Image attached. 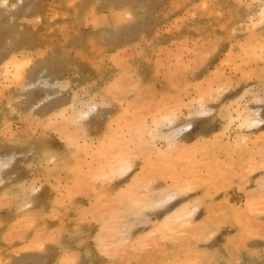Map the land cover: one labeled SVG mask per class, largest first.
<instances>
[{
  "label": "rangeland",
  "instance_id": "1",
  "mask_svg": "<svg viewBox=\"0 0 264 264\" xmlns=\"http://www.w3.org/2000/svg\"><path fill=\"white\" fill-rule=\"evenodd\" d=\"M253 7H255V9ZM251 9L253 11H251ZM263 13H264L263 0H257V1L256 0L255 1L254 0H249V1L248 0H0V247L2 248V249L0 248V264H108V263L121 264L123 260L126 259L125 257H123L125 255L127 259L129 258V260L130 257H132L130 261L126 259L127 262H125V264H170L169 262L170 260L172 264H175L174 262L175 259L173 260V258H176V261L177 262L179 261L178 262L179 264L181 263L182 264H200V263L201 264H222V263L264 264V256H263L264 235H262V233L264 232V225H262L264 224V212H263L264 206H262L261 204V202L264 204V200L262 199L264 197V188H263L264 186L262 187V185L264 184V176H263L264 157L262 156L263 157L262 158L261 155L260 157L259 155H254V153H256L254 151L256 150L258 153L260 150L259 148L261 147L262 150L264 151V146H263L264 139L262 138L263 141L261 140L262 142L261 145L259 143L261 147H259V145L256 143L257 141L255 142V139L257 140L256 136H258L259 133L260 134L264 133L263 131L264 130V91H263L264 73H262L264 72V54H263L264 53V14ZM258 15L259 16L262 15V16L259 17L258 19ZM260 18H262L263 20H260ZM253 20L255 21V23H253L254 22ZM232 24L233 26H231ZM250 24L254 26L250 27L251 26ZM209 27L210 29H207ZM223 27L225 30L222 29ZM225 27L227 28V30ZM245 27H248V29ZM198 28L199 29L202 28V29L199 30ZM240 29L242 30L240 31ZM209 30L214 31V33ZM207 31L209 32L206 33ZM225 35L226 37L228 36V38H226ZM237 41L241 43L240 46H242V44L245 43L243 45L244 50L248 48V47L245 48V46H247L248 44H250V47L252 46L251 44H253V46L254 45L258 46L253 42L259 44V46L262 47L260 48L259 56L261 58L263 57L262 58L263 60L259 58V56L258 58L256 56H253L254 55L253 53L255 54L259 53L258 47H257L258 49L255 48V46H254L255 49H252L253 47L251 49L249 48L252 51L250 53L252 56L249 54L250 52L249 49H247L248 53L243 54V52L241 53L242 47L241 49L240 47L238 49L239 44L237 43ZM210 42L211 44H209ZM199 45H201L203 51L205 50L204 53H202L203 51L201 50V47ZM198 46L200 48L201 53L203 54L201 55V57L200 55L199 57L198 56L196 57V54L197 55L201 54L198 53L200 52ZM238 51H240V53ZM236 52H238V56H235L234 53ZM239 54L242 57L243 55L246 54L247 55L244 56V58L242 59L241 58L238 59L240 57ZM248 54L250 55L249 57ZM119 55L121 56L119 57ZM224 56L226 57L224 58ZM247 57L250 59H248ZM181 59H185L183 61H185L186 64L183 65L182 64L183 61ZM180 60L182 61L181 63ZM234 60H236L235 63ZM252 60H254V63ZM225 61H227L226 63L230 61L229 62L230 64L229 63L226 64ZM121 62L123 63L122 66L120 65L122 64ZM221 62L222 64L223 63L224 64L222 65ZM178 63L179 65L182 64L181 66H185L186 68L184 67L185 68L184 72H180L182 70L180 68L181 70L176 72L177 78L174 77L173 81H175L176 79L177 82L178 81L177 79H181L184 77L183 74L185 75V78H183L182 82L181 80H179L180 83L179 82L176 83L179 84L177 87H181L182 91L176 86L169 85L170 83H168V81L172 79L171 76L172 75L174 76L173 74L174 71L171 73V69L173 70L174 68H177L176 64ZM245 64L250 65V67L248 68V65ZM179 65L178 67H180ZM239 65H241L240 66L241 68L240 67L238 68ZM252 65L253 66L255 65L254 68L260 67L259 69L258 68L253 69L255 71L258 70L256 71L257 75L252 70L251 67ZM70 66H72V68ZM168 66H170L169 67L170 70L168 69ZM229 66H231L230 68H234V69L228 68ZM213 68L214 69L217 68L221 71L220 72L219 70L215 71ZM244 68L247 69L245 70ZM123 69H127L126 72H123L122 71ZM250 69L253 72H251ZM213 71H215L214 73L218 72L219 75L216 77L215 82L213 80L215 78V75H213L214 74ZM124 73H128V74H124ZM181 73L183 74L181 75ZM119 74H121L122 77H120L121 78L119 79L120 81L117 80L118 82L116 84L117 86L119 85V83L124 84V82L121 81H125V78L127 76L131 75L130 83L136 78V80L133 83V86L130 85L133 88V89L131 88L132 90H129L128 88L129 86H128L127 87L128 89H126L128 91L124 89L123 91L125 93H123V91L118 90L119 87L115 86L112 83V81L114 82V79L116 81V78L119 77ZM209 75H211L212 77H210ZM178 76H180L181 78ZM223 76L225 77L223 78ZM231 77L232 78L236 77V78L232 80ZM126 80H128V78H126ZM211 80H213L212 83ZM218 80L221 82H218ZM234 81L235 82L239 81V83H235ZM135 82L138 83V85H136ZM111 84H113V86ZM128 84H124V85H128ZM180 84L181 85L184 84V86H181ZM202 84L205 86H203ZM257 84H259V86ZM134 85L136 86L134 87ZM106 86L107 87L112 86L111 89H113L114 87V89L116 90L113 89V91L111 90L112 91L111 92L110 90L107 89ZM216 86H217V90H214L213 87L216 88ZM142 87L144 89L146 87L147 88L145 90L144 89L142 90ZM202 89H207L205 90V93L211 94L212 100L210 99L209 95L206 97V95L201 94L202 91L204 92V90ZM107 90L108 92L109 91L110 92L108 93ZM121 90H122V86H121ZM261 90L263 93L261 92ZM115 91L116 93L119 94L116 95L115 93L116 97H118L121 100L119 101L115 100L116 97L113 96ZM145 91H147L148 93H146ZM217 91L220 93V96L218 95ZM140 92L143 95L145 94L147 96L142 95L141 97ZM178 92L180 93L178 94ZM122 93L123 95L121 96ZM138 93H140L139 96ZM174 94L175 95L178 94L177 95L178 100H176L177 97L174 96ZM214 95L216 96L213 98ZM123 97L124 99L122 100ZM140 97L141 98L144 97L145 99L143 100L144 101L146 100L147 102L141 101ZM146 97L151 100V101L149 100L150 103L148 102ZM193 97L196 98L197 100H195V102L194 101L191 102L193 105H190L189 99L194 100ZM201 97H202V101L200 100L201 103L196 102ZM165 98H170V99H165ZM206 98L208 101L206 100ZM241 98L243 99L241 100L243 103L240 100H238ZM262 98L263 100H261ZM182 99L185 101H181ZM132 100L135 104L133 102L131 103ZM155 100H157V102L161 100L163 101H161L160 104L154 105L153 102L156 103ZM166 100L169 101L168 102L169 104L171 103L174 104L175 102L174 105L176 106L179 105L181 107L180 108L179 106L173 107L172 104L171 106L172 109L167 113L166 110L168 111L169 108L166 109L165 107V106L168 107ZM204 101L207 102L203 103ZM236 101L237 103H239L240 101L239 104L241 105L238 106V104L235 103ZM119 102L120 103L122 102L121 103L122 105ZM125 102L126 103L130 102L131 104L125 105ZM141 102L143 103L142 106H144L146 110L141 107L142 108V109L140 108L141 110L138 109L140 110L139 111L140 114H139L135 110L136 108L140 107L139 104H142ZM226 102L227 104L229 103L228 104L229 106L226 104ZM108 103L110 104L108 105ZM147 103L148 105L149 104L151 105L153 111H155L154 107L155 109H159V107H162L164 105L165 106L160 108L161 112H159V110L157 111L159 115L158 113L156 114L153 113L152 115L151 114L152 109L150 107H149L150 110L148 109V107L146 108V106H148ZM202 104L203 106L201 107ZM136 105L137 107L135 108V110L134 109L133 110L139 116L140 115L141 117L142 115L145 116V113L146 115H148L145 116V118L142 117L144 118L145 121L144 122L145 124H143L144 126L142 125V128L144 127L147 128L148 125L146 124L148 123L150 124V121L154 122L158 118V117L154 118V115L163 117L161 116L160 113H162V115H165L167 113L166 115L169 116V117L164 116L165 121L163 118H161L163 119L164 122L163 124H167L168 126L161 124L156 125V123L161 122V119H158L160 120V122L156 120L158 122H154V124L151 123L154 126L150 124L151 126L150 129L149 128L146 130L136 129L137 131H134L135 128H137V126L138 127L141 126L140 123L142 119L141 118L140 121L138 122L139 125L137 123V125L134 126L135 127L134 130L132 129L134 131L133 134L138 133L141 130L139 132L141 136H139L140 134L139 135L136 134L135 136L137 137L138 135L139 138L138 137L137 138L140 139V137L143 138L142 136L145 134L147 130L152 129V133H153L155 130L153 127L156 126L159 127L160 134L156 133L155 134L156 137L155 135H152L153 139L155 140L151 139V141L153 140L154 144L156 145V146L155 145L152 146L157 147L158 149L155 150L153 148L154 150H152V152L150 151L148 153L145 152L148 151L149 148L151 150V147H149V145H148L149 148L147 149L146 147H144L146 143L152 144V142L150 141V138L152 136L150 135L149 137L148 135L149 132H150L149 134H151V131H148V133L144 135V138L146 137L145 139L146 140L148 139L149 141L148 142L146 141L144 145L140 146L141 148L140 147L137 148L134 145L136 144V141H134L135 138H133L134 135L132 134L131 129L128 128L129 125H131L132 127L133 125L132 120L134 122V119L135 117L137 118V115L133 114V116H131L132 113L131 115H129L127 112L129 111L131 112L132 107L134 108V106ZM126 106L127 108L128 107L131 108L125 112L127 113L126 115H124L123 112L122 114L124 116L123 115H122L123 117L119 116L121 120L117 121L116 117H118V115H121L119 114L120 111L122 112V108H126ZM223 106H226L229 109L227 108L226 110L225 107L222 108ZM235 106H238L239 109L237 107L235 108ZM76 107H78V109H76ZM80 107L83 108V110L82 108L80 109L82 110V112H80L79 110ZM88 107L89 109L87 110L86 108ZM198 107L199 108L201 107V110L204 113L202 111L201 114L197 112V110H199ZM203 107L208 112L204 111ZM112 108H114V110ZM174 108L176 109L178 108L179 110L178 109L176 110ZM109 109L111 110L109 111ZM163 109L165 110V113H163ZM190 109H194L193 112L196 113H192ZM245 109L255 114L252 115V117H255L253 118L255 120L253 119L252 120L256 122L258 118L259 121H257L256 123L257 125L255 123L253 124V126L249 124L252 121L251 116H246L244 114L246 111ZM77 110L78 112H76ZM181 110H183L182 112L184 113H180L183 115L179 116V112ZM188 110L191 113H188ZM56 111L60 113V114L58 113L59 116L56 115L57 114ZM134 111L133 113H135ZM224 111L226 114H224ZM227 111L229 112L231 111V112L229 113ZM71 112L72 115H68ZM79 112L81 115L80 114L78 115ZM142 112H144V114H142ZM61 114L64 115L62 116ZM74 114L76 121L82 120L81 122L78 121L79 125H76L78 127H74V129L75 128L80 129L79 131H77L78 129H75L76 132L73 131L74 130L73 126L75 125V123L73 122L75 121L73 118ZM149 114H151L153 119L150 118ZM170 114L172 116H170ZM60 115L62 116L61 120H63V117L65 116V119L67 118L66 120H68V123L70 122L69 123L70 126L67 123L64 124H66V127L69 126L70 131H73L72 133H70V131L67 128H65L66 131H64L63 123L60 124L63 125L62 127L60 126L57 127L58 130L57 128L55 129L53 128L54 125L57 126V120H59L60 123V117H61ZM236 115H241L243 119L240 120L242 117L241 118L239 117L240 121L238 120V118L234 119L233 117H237ZM67 116H70L69 119ZM229 117H232L233 119L231 120V118L229 119ZM70 118L73 120L72 122L70 121ZM113 118H115V120L117 121L116 123L119 122L118 127L119 124L124 123L123 125H120L121 129L119 128L120 129L119 131L122 134L119 131H113L111 129L114 128L115 125H117L113 121H112L113 123L110 122V120H114ZM128 118L131 119V121H128ZM146 118L147 120H145ZM248 118L249 120H246ZM137 119H135V122L137 121ZM227 119H229L230 120L229 122L232 124L225 121ZM168 120H170L169 122L171 123L169 122L167 123ZM233 120L236 121L232 122ZM244 120L249 122L248 125H245L247 123H243ZM125 121L127 122L126 124ZM238 121L240 123H237ZM241 121L243 122L241 123ZM109 122L111 123V126H113L110 128L113 132L109 130L108 127L109 125L107 126V124H110ZM228 123L230 124L229 127H228ZM186 124H190V125L187 126ZM226 125L228 127L227 128L228 131L225 130L226 128L224 126ZM233 125L234 127H232ZM125 126L126 128L129 129V132L134 141L133 143H132V138L130 139V135H128ZM158 127H156V129ZM231 127L232 129H229ZM61 129L63 130L61 131ZM116 129L118 128L116 127ZM221 129L222 131L225 130V133L224 132L222 133ZM53 130H55L56 132ZM233 130L235 131V133ZM67 131L71 134L70 136L68 135V139H70L69 137L72 136H78L80 132L81 133L83 132L82 136L83 135L85 136L82 137V141H85L84 143L87 144L84 146L85 149L87 146L89 147V145L91 146L96 143H99L100 145H98V147L102 149L95 147L97 146L95 145V146H91L92 149H90L89 147V150H91V152L89 150L85 151V149L84 150L80 149V151H77V149L75 148L76 145L74 146V144L78 145V143L82 142L81 138H79L81 137V135L78 137L79 138L78 143L77 142L75 143L74 141L73 146L71 147V145L68 144V142H71L70 141L71 139L66 143L67 139L66 136H64L66 135ZM58 132L60 133V135H58L59 134ZM62 132L64 133V135H61L63 134ZM104 132L108 134L110 133L111 136H113L112 134H115L113 138H115V136L123 137L124 152H125L124 153L125 155L123 157L125 158L127 163L126 164L127 167L124 168L128 169L130 163L132 164L131 168L127 171L125 169L122 170L121 172H119V170L118 172L113 170L114 172L117 173H113V175L115 174V176L114 178H112V180L110 178V176L112 175L109 176V180H111V182L109 181L110 183L105 182L106 180L105 181L103 180L106 179V177L104 178L102 177L103 179H101V176H103L106 171L108 172L113 168L108 166V168L106 169L104 166H99V165L107 162H109V164H112L110 163L112 162L111 161L112 158H110L109 161L107 159L109 157L107 156L108 153L107 155H105V153H106V149H110V147L115 149L116 146L112 143L113 141H111L113 138L108 134H107L108 136L105 135ZM218 132L221 133L218 134ZM161 133H166L163 134L165 135V137L163 136L164 138L161 136L162 135ZM226 133L227 135H225ZM167 134L169 135L167 136ZM247 134L249 136L251 135L250 136L251 139L248 137ZM260 134L259 136H261ZM102 135H105L107 137L110 136V137L109 138L105 137L107 140L106 141L105 138H103L104 136ZM166 136L169 139H167ZM44 137L49 138V141H47V143H45L44 146H41L42 148L39 150L37 148V140L39 138H44ZM101 137L103 138L102 142L101 140L98 142L97 139L99 140L101 139ZM201 137L202 138L204 137L203 139L206 140L202 141ZM261 137H264V134ZM261 137H259L258 139L259 142ZM72 138H74L75 140V137ZM87 138L90 140L91 143L88 142L89 140H87ZM144 138L141 139V141L144 140ZM103 140L104 142L106 141L107 143H104ZM109 141H111L110 142L111 144L109 143ZM141 141L139 140V143H141ZM168 141L170 142L168 143ZM176 142L179 143V144L177 143L179 147L170 145L171 143H176ZM254 142L256 144H254ZM139 143H137V145H140ZM66 144L69 145L68 148H67L68 145ZM190 144H193V146ZM101 145H104V148ZM126 145H129L127 147V150L125 148ZM257 145L259 148H257ZM133 146L138 150L136 149L134 150ZM170 146H172V148H170ZM143 147L145 148V150L143 149ZM79 148H81V145L78 147V149ZM93 148L95 151L96 149L99 150L93 152ZM248 148L249 149L255 148V149H253V151L252 150L249 151L248 153V151H246L249 150ZM166 149L170 152V154H172L171 157L178 152H180L178 156L181 157L182 155V157L180 161H176V156L174 157V159H172L171 162L167 160L168 163H165L166 165L164 164V166H166V169L163 168L164 171H162L163 169L158 166L163 167L161 164L165 160L164 158H162L164 157L162 156L163 154L162 152L167 151ZM225 149L228 150V152ZM73 150L76 151V153L73 152ZM262 150L260 151L261 153ZM132 151L136 155L132 156ZM142 151H144L145 153ZM87 152H89L90 154ZM110 152H112V149ZM140 153L143 156L149 155L148 157L147 156L145 157L146 161L148 160L147 163H145L146 161L144 160L142 161L140 160L142 159V156L139 155L141 158L140 157L137 158L138 156L137 154ZM155 153L158 155L155 156L156 155ZM194 153L196 154L195 156ZM263 153L262 155H264ZM73 154L74 155L77 154L75 155L77 156V158ZM101 154L102 155L104 154L108 161L106 160V162H104L103 159L102 160L103 162H100L101 160L98 158L102 156ZM202 154L204 155V157L200 159ZM65 155L71 157L73 161L72 163H75L76 161L78 162L80 158L82 159V161L81 160L80 161L83 163L81 164L80 161L79 163L81 165H79V163L78 164L75 163L74 165L77 166H75V169L72 170V172H69L70 170H66L63 168L66 167L65 163L68 162L67 158H65ZM88 155L90 156V159L92 157L91 155L95 157V158L92 157L93 160L96 159V162L92 163V165H95L96 163V166L98 165L99 167H101L100 171L102 173L100 171L95 173V171H97V169H95L96 166H94V168L92 167L93 171L91 170V172L94 173L91 172L86 173V171L87 172L89 171V166L86 164L88 163V161H90ZM95 155H97V157ZM104 155L102 156V158H104ZM186 155L194 156V158L192 157L194 159V162H192V160L188 161L189 159H184L183 156ZM225 156L227 158L229 157V161H227V158ZM252 156L253 158L255 156V158L250 159V157ZM48 157L52 160H49ZM159 158H162L164 160L163 162L159 160L161 164L157 162ZM62 159H65V161ZM212 159L214 160L212 161ZM248 159H250V161ZM259 159L263 163H260ZM127 160H129L130 163L127 162ZM173 160L176 161L174 163L177 168L170 167V163L172 166H175L172 164ZM223 160L228 163L224 162ZM232 160L235 161L233 162ZM238 160L240 163L242 160V163L241 164L239 163L238 165L237 162V166L236 165L232 166L233 169L236 168L237 172L240 171L239 173H241L243 169L241 167L242 166L245 167L248 164L246 163L247 162L246 160H248V162H250L249 163L250 169L248 168L246 170L247 171L249 170L248 172L250 171L252 172L250 174L248 172L247 173L245 172L249 176L248 177L245 173H243V176L242 173L241 175L238 176V173L235 171L236 174H233L230 177L232 179H230L229 177L227 178L228 182L230 183L232 181L233 183H236L239 182L237 181L238 179L241 178L245 179L243 184L244 189L242 188L245 191V194L249 191L250 192L252 191L251 194L253 192H257L258 193V194L256 193L257 198L260 197V199L258 200L259 202H255L256 201L255 198L254 199L255 201L251 200V202L249 201V203L252 204L254 203L256 207L257 205L259 206L261 204V206L263 207L261 209V211L263 210L261 213H256L257 209L260 210L261 206H259L260 208H256V212H255L253 209L255 208V206L254 205L252 206L251 204L248 208H250L249 209L250 211L252 209L253 215L251 214L250 216L252 217L249 218L247 217L248 218V221H246L247 224L242 223V225L240 224L241 222L239 223V221L241 220H238V218L242 220L245 218H242V216L239 215V213H237L238 211L235 212L237 208L238 210L241 209L242 211L243 210L242 206L245 209V206L243 205L245 202L244 201L245 196H243L244 191L241 188H239L240 185L242 184H240V182L239 184L236 183V185L230 183L232 185L229 186V183L225 181L226 179L225 177H222V179L225 181L226 184L223 183L224 181H222L221 183L222 180L220 179L221 177L217 176L218 175L217 173H220L219 171H221V173L223 172V170L226 171L225 169H222V167H220L222 166L223 163L226 165L224 166L223 164L225 168H228L227 166L229 165V169L232 170L230 165L232 163L236 164V161ZM63 161L64 163H62ZM186 161L192 163V167H190V170L193 169L191 170L192 173L193 171L194 173H196L197 170L199 169L202 170L201 171L202 174L205 171L204 173H206V175L205 174L200 175L199 173H197L198 175H200V177H196L197 174L192 175V173L190 172L189 174L187 173L188 177L182 175L181 177L179 176L177 179L176 176L177 174H179L178 173L179 171L178 170L173 171V170L174 168L175 170L178 169L181 162H184L183 164H185ZM254 161H256L257 163L254 164L255 166L252 165ZM156 162L158 163V165H156ZM152 163L156 165L155 167L160 168V170L162 169L159 172V175L162 173L160 177L158 175L157 177H155L156 176L155 172H152L154 170L152 169L154 167ZM196 163L197 166L195 165ZM208 163H211L212 165ZM203 164L210 165L207 167L208 169L210 168L209 169L210 173H208L209 170H206V167H204V169L201 168L202 166H204ZM242 164H246V165L244 166ZM80 166L82 167V171L81 170L78 171V169L81 168ZM147 166L150 167L152 171L150 169L148 170ZM84 167L88 169V170L87 169L84 170L85 173H83ZM102 167L105 168L103 169L104 171H102ZM181 167L182 166H180V168ZM158 168H157V172L159 171ZM211 168H214V171L211 170ZM229 169H227V175H230V173H228ZM150 171L152 172V176L150 175L151 173ZM79 172H81L82 174ZM225 173L226 172H224L223 174L226 175ZM116 174H120V175L116 176ZM145 174H147L146 175L147 177L145 176ZM81 175H83L84 177L81 178ZM209 175L211 176L209 177ZM130 176L134 177L133 181L136 186L140 185V182H142L140 186L136 187V191H134L135 188L133 184L130 183L129 186L131 187L128 186ZM167 176L168 179H165V177ZM170 176L171 177L173 176L172 178H174V181H176L175 183H177L176 185H174V187H173V183L170 182L169 180ZM201 176H202L201 179L202 182L197 183L199 184V186L197 185L198 186L197 187L194 185V181L196 184V179L200 180L199 178H201ZM215 176H217V179H215ZM152 177H154V179H152ZM185 177L186 179H184ZM259 177L262 178L258 180ZM162 178H164L165 180ZM206 178H208V180H205ZM102 180L105 182V184L108 183L107 186L103 184L104 182ZM172 180L173 179H171V181ZM216 180H220V181H216ZM257 180L261 183L263 182V184H261V186L259 187L256 186L258 184ZM240 181L242 182L243 180ZM101 182L103 186H105L106 188H103ZM183 182L184 185L186 183H189V186H187L186 188V185H188L186 184L184 187L182 185ZM219 182L220 185H216V183ZM245 182L248 183L245 185ZM126 183L127 186L131 188V190H128L129 188L127 189L128 190L127 196L128 194H130L129 192L133 191L135 195L141 193L140 197H142L144 191L146 190H144L143 192H139V191H142L141 189L144 186H145L144 189H147L148 191L151 190L150 193L146 191V195L148 194L150 196V194H152L150 197V202L149 203L145 202L146 205H142V203L145 200L148 199L149 201L148 196L146 199L144 194V196L141 199L143 201L145 197V200L143 202L141 201V203L140 201L137 202L140 203V208L142 209L136 211L134 206L133 209L132 208L128 209V206L126 207L127 205L126 201L134 195L132 194L129 195V197L130 196L131 197L130 198L128 197V199L127 197H125L127 199L125 200V202L123 200H120L124 202V205H121L120 207H118L119 205H117L114 202L115 205H117V207L120 208L119 209L120 211L116 209L117 208L116 206L110 207L109 205L110 209H108L109 207H106L107 204L104 203L107 200L104 201L102 200L103 198L101 197L103 196L105 197V195L109 197V194H111L112 197L110 195V198H114L113 195L117 194L115 197L119 201L118 198L120 197L117 198L118 193L120 195L121 192L119 190L123 189L125 187L124 184ZM168 183H171L170 185H172L173 187L172 189H170L171 187L167 185ZM237 185L239 186L238 187L239 189L237 188ZM164 186L168 187V191L167 189L164 190L166 193L162 191L163 189H161V187L165 188ZM224 186H226V188L228 187L229 189L228 188L224 189ZM98 187L102 188L103 190L105 189L106 191H108L109 194L108 195L101 194L100 195L101 197L98 196L97 192H99L100 194V191H103V190H98ZM139 187L141 189H139ZM208 187H211L210 188L211 190ZM137 189L139 190L138 193H136ZM159 189H161L160 191L164 193L158 192ZM215 189L217 190V192L213 193ZM154 190L157 192L154 193ZM171 190H175V191L173 192ZM124 192L126 194L127 192L126 189H124V191H122L121 193ZM102 193H105V191H103ZM157 193L159 195L162 194L160 197L161 199L164 200V201L162 200L163 203L162 202L159 203L160 202L159 200H161L159 198H158L159 202L155 201V197ZM173 193H176V196L171 195L174 196L171 198L169 194H173ZM254 194H252L251 196L256 197V194L255 196H253ZM167 195H169V197ZM197 195H200L198 196L200 198H198ZM258 195H262V197ZM152 196L155 197L153 198ZM140 197L138 196L139 199ZM195 197H197V199ZM225 197L227 199H224ZM135 198L136 196L134 197V199ZM194 199H196V201H200V205L198 204L199 202L198 203L195 202L196 205H194V207H190L192 205L189 204L186 205V202L188 201L190 202V200L192 204H194L193 203ZM223 199L227 200L228 204L226 203L227 201L223 202ZM99 200H102L101 202L104 201L102 205H100V207L98 206ZM132 200L133 199L131 198V202H130L131 204L134 202V200L133 202ZM220 200H222L223 203H220L221 202ZM12 201L14 202L12 203ZM151 201H154V203H152ZM206 201L210 204H208ZM211 201H214V203ZM216 201L218 202L217 204L219 203L220 205L224 204L223 206L227 207L228 210L227 208L224 210L221 209L220 212L219 211L217 212V216L215 217L214 215L216 214V212H214L213 209L208 207L215 206L214 208H216L217 205V204L215 205ZM234 201H236L237 203ZM179 202H185V205L180 209L181 211L179 213H182L181 217L176 218L175 212H177L176 208L179 205ZM14 203H16V206ZM114 203L111 204V206L114 205ZM211 203H213L212 206ZM225 203L227 204V206ZM247 205L249 204L246 203V207ZM103 207L105 208L103 209ZM218 207H217L218 210L222 208L219 205ZM192 209L194 210L192 211L193 213L191 212ZM94 210H95V214H94ZM123 210L125 211L122 214ZM187 210L189 211L187 212ZM189 212H191V215ZM208 212L211 213L213 216L211 214L206 215ZM228 212L229 214H227ZM130 213L134 215L132 214L130 215ZM141 213L144 216L146 215L147 219L143 215L140 216ZM90 214L93 215V217H90ZM112 214L113 217H111ZM114 214L118 216L119 219L117 217L116 219L119 220L118 221L119 223H121V221L123 222L124 220L127 222H124L125 224L123 223L121 227V225H118L117 220L114 218L116 216ZM204 214L206 216H209L210 218L212 216L213 218H211L210 220L209 217L208 218L206 216L203 217ZM244 214L246 215V213ZM244 214L243 216H245ZM237 216L238 218H236ZM141 217L146 220L145 221L142 220ZM162 217L164 220L162 219ZM138 218L141 219L140 222L137 221L139 220ZM219 218L223 220H220L218 224H220L221 221L222 224L218 226L219 229L218 228L215 229L216 226L214 223H217L218 222L217 220H219ZM189 219L190 221H188ZM133 220H135L138 223L136 225H133L134 223H136L135 221L133 222ZM199 220L200 221L202 220V222L200 223L203 224L200 225L202 226L204 225L203 227L196 226L199 227L196 228L195 226L190 225V223L192 222H193L192 224H195V222L199 223ZM215 220L217 222H214ZM254 220L257 223L256 222L254 223L253 222ZM157 221H159V223ZM186 221H188L187 222V224L189 223L188 225H184L186 224ZM102 222L105 223L103 224ZM171 222H173V224ZM237 222L240 224V226L237 225ZM178 223L180 224V226L182 224V227H178ZM197 223L195 225H199ZM250 223L255 224L256 226L249 225ZM96 224L97 226L100 225V227L98 228ZM126 224L128 227L126 226ZM163 224L164 226L161 227ZM113 225L116 226L118 225L117 227L120 226L121 229L124 230V232L123 231L122 232L125 235L119 233L121 232L119 231L120 228L118 229L119 231L118 234H116L115 231L113 232V230L117 228V227H115V229H113L114 227L109 228L112 227ZM259 225H261V227L263 228L262 233L260 232L261 230L259 231L260 233L258 232L254 234L247 232L249 228H251V230L255 229L252 231L257 232L256 228ZM105 227L109 228V230L114 235L109 233L110 232L109 230H107L108 232H106ZM204 227L206 229L211 228L210 230L214 229L215 231L213 230L211 231L212 233H209L210 231L208 232L207 230H205V234H204L203 232V230L205 229ZM164 228L166 231L163 230ZM258 229H260V226ZM187 230H190L191 233L186 234L185 232ZM242 231L243 233L246 231L245 233L247 234L250 233L252 235L248 239V237H245L243 234H241ZM47 232L48 235H51L52 238L50 236L48 237ZM37 233L39 236L37 235ZM104 233L107 234L109 233L113 237L112 239V237L110 236L111 239L110 238L109 239L111 240V242L109 241L108 242L109 244L105 242L107 243L106 245H108L107 247L110 246V243L111 244L116 243L118 241L117 238H119L120 235L123 237L124 240L120 239L123 241V243L119 241L118 244L117 242V244L121 246V250L119 251H122V253L120 252L122 255L120 253L119 255L118 252L115 250L114 253H112V256L109 255L104 256L103 254L104 251L101 250L100 245L101 243H104V241L109 240L107 239L108 237H106L108 236L107 234L106 236H104L105 237L104 240V237L102 236L104 235ZM115 234L118 235V237L115 236ZM146 234H148L149 236L150 234H152V237L153 236L156 237L155 240L156 243L155 245L154 244L152 245L154 247L148 245L149 243L147 242L150 237L149 238H147L148 236L145 237ZM185 234L187 237H185ZM240 234L241 237H245L244 238L245 240H243L242 238L239 241ZM40 235L43 236L40 237ZM141 235H143L145 239H143ZM44 236L47 237L45 238ZM180 236L185 237V239L181 238ZM125 237H128L129 239ZM155 237H153V239ZM201 237L202 238L204 237V239H201ZM162 238L165 239L163 244H162L163 242ZM170 238H173V240L172 239L169 240ZM236 239L239 242L243 243L242 247H240L241 243L239 245L238 241H235ZM115 240L117 241L113 242ZM126 240L127 242L132 243L130 244V250H129L131 252V253L129 252L131 255L130 257L127 256L129 255L128 253L129 247L126 248V246L123 245L126 244L125 243ZM136 240H139L137 241L139 243H135ZM143 241H147V242H143ZM142 242L143 244L147 243L148 245L146 246L147 247L146 249L144 247V250H142V248L140 249V247L142 246L140 244H142ZM118 245L117 247L119 249ZM244 245L247 247H243ZM195 246L197 247L195 248ZM123 248L127 250V253H123L126 252L124 251ZM194 248L198 249L199 253L195 254L196 252H193L196 251ZM110 249H112V247ZM217 249H219L220 252ZM238 249H240V251ZM98 250H101L103 252L101 251L99 252ZM201 250L203 251L205 250L204 252L206 256L204 257V259H202L203 257H201L204 256L202 255L203 251L201 252ZM132 251L134 252V254L132 253ZM259 251H261L260 256L259 253H257ZM255 252L257 254H255ZM135 253L136 255H138L137 256L138 261L136 258L133 259L134 257L132 255L136 257ZM191 253L193 254V256L197 255L196 259L191 260L192 257L190 256L192 255ZM247 253H250L252 256ZM180 255H182L183 257ZM221 255H223L224 257L223 256L221 257ZM248 257L251 259H249ZM179 258L183 261L181 262ZM163 260L165 261L168 260L169 263L167 262L165 263V261ZM210 260L213 262L211 263ZM230 260H232L233 263ZM153 261L155 263H153ZM207 261L210 263H208Z\"/></svg>",
  "mask_w": 264,
  "mask_h": 264
},
{
  "label": "bare ground",
  "instance_id": "2",
  "mask_svg": "<svg viewBox=\"0 0 264 264\" xmlns=\"http://www.w3.org/2000/svg\"><path fill=\"white\" fill-rule=\"evenodd\" d=\"M248 1H249V0H248ZM254 1H255V0H254ZM256 1H257V0H256ZM263 1H264V0H263ZM82 2H83V1H82ZM225 2H227V1H225ZM246 2H247V1H246ZM260 2H261V1H260ZM246 4H247V3H246ZM261 4H262V3H261ZM229 5H230V4H229ZM233 5H234V4H233ZM241 5H243V4H241ZM231 6H232V5H231ZM256 6H257V3H256ZM239 7H240V6H239ZM239 7H238V9H239ZM244 8H245V7H244ZM253 8L255 9V7H253ZM191 9H192V8H191ZM227 9H229V8H227ZM233 9H234V7H233ZM246 10H247V9H246ZM246 10H245V11H246ZM113 11H114V10H113ZM239 11H240V10H239ZM239 11H238V12H239ZM242 11H243V10H242ZM249 11H250V9H249ZM251 11H253V10L251 9ZM235 12H236V11H235ZM238 12H237V14H238ZM114 13H115V12H114ZM194 13H195V12H194ZM227 13H228V12H227ZM252 13H253V12H252ZM125 14H126V12H125ZM232 14H233V13H232ZM240 14H241V13H240ZM263 14H264V13H263ZM227 15H229V14H227ZM234 15H235V14H234ZM241 15H242V14H241ZM253 15H254V14H253ZM253 15H252V16H253ZM119 16H120V15H119ZM252 16H250V17H252ZM254 16H255V15H254ZM261 16H262V15H260V16L258 15V19H259V17H261ZM128 17H129V16H128ZM231 17H232V16H231ZM234 18H235V17H234ZM248 18H249V17H248ZM248 18H247V19H248ZM120 19H121V18H120ZM238 19H239V18H238ZM250 19H251V18H250ZM255 19H256V18H255ZM255 19H254V20H255ZM258 19H257V20H258ZM224 20H225V19H224ZM242 20H243V17H242ZM254 20H253V21H254ZM260 20H263V19L260 18ZM99 21H100V20H99ZM122 21H123V20H122ZM246 21H247V20H246ZM96 22H97V21H96ZM227 23H228V22H227ZM232 23H233V22H232ZM246 23H247V22H246ZM249 23H250V22H249ZM253 23H255V21H254ZM258 23H259V22H258ZM235 24H236V23H235ZM211 25H212V24H211ZM218 25H219V24H218ZM239 25H240V24H239ZM250 25H251V24H250ZM116 26H117V25H116ZM212 26H213V25H212ZM215 26H217V25H215ZM226 26H227V25H226ZM231 26H233V24H232ZM234 26H235V25H234ZM242 26H243V25H242ZM244 26H245V25H244ZM246 26H248V25H246ZM252 26H254V25H251L250 27H252ZM255 26H256V25H255ZM199 27H200V26H199ZM202 28H203V27H202ZM202 28H201V29H202ZM215 28H216V27H215ZM225 28H226V27H225ZM230 28H231V27H230ZM230 28H229V29H230ZM245 28L248 29V27H245ZM198 29H199V28H198ZM201 29H199V30H201ZM207 29H210V27L207 28ZM222 29H224V27H223ZM250 29H251V28H250ZM224 30H225V29H224ZM226 30H227V28H226ZM236 30H237V29H236ZM241 30H242V29H240V31H241ZM209 31H212V30H209ZM209 31H207L206 33H208ZM259 31H260V30H259ZM203 32H204V31H203ZM212 32L214 33V31H212ZM228 32H229V31H228ZM235 32H236V31H235ZM261 32H262V30H261ZM16 33H17V32H16ZM215 33H216V32H215ZM226 33H227V32H226ZM17 34H18V33H17ZM216 34H217V33H216ZM224 34H225V33H224ZM258 34H259V33H258ZM203 36H204V35H203ZM217 36H218V35H217ZM220 36H221V35H220ZM204 37H205V36H204ZM225 37H226V35H225ZM226 38H228V36H227ZM246 38H247V37H246ZM256 38H257V37H256ZM259 38H260V37H259ZM65 39H66V38H65ZM200 39H201V38H200ZM210 39H212V38H210ZM214 40H215V39H214ZM234 40H235V39H234ZM234 40H233V42H234ZM236 40H237V39H236ZM238 40H239V39H238ZM240 40H241V37H240ZM260 40H261V39H260ZM255 41H256V40H255ZM258 41H259V39H258ZM12 42H13V41H12ZM197 42H198V41H197ZM213 42H214V41H213ZM213 42H212V43H213ZM198 43H199V42H198ZM220 43H221V42H220ZM237 43L239 44V45H238V49H239V47H240V49H241V47H242V51L240 50L241 53H242V52H243V54L248 53L247 49H249V48L251 49L252 47H253L252 49H255V48L258 47V48H259V53H257V54L253 53V54H254L253 56H256V57L258 58V56L260 55V48H262V47L259 46V44L253 42L254 44L258 45V46H255V45H254L255 48H254L253 44H251V45H252L251 47H250V44H248L249 46H248V45L245 46V48L248 47V48L245 49V50H246V51H245V50L243 49V45H244L245 43L242 42V43H244V44H242V46H240L241 43H239L238 41H237ZM209 44H211V42H210ZM213 44H214V43H213ZM199 46L201 47V45H199ZM199 46H198V48H199ZM11 48H12V47H11ZM214 48H215V47H214ZM258 48H257V49H258ZM97 49H98V48H97ZM202 49H203V48L201 47V50H202ZM238 49H237V50H238ZM250 49H249V50H250ZM216 50H217V49H216ZM216 50H215V51H216ZM243 50H244V51H243ZM199 51H200V48H199ZM202 51H203V50H202ZM234 51H235V50H234ZM240 51H238V52L240 53ZM257 51H258V50H257ZM9 52H10V51H9ZM179 52H180V51H179ZM204 52H205V50H204L202 53H204ZM238 52L234 53L235 56H238ZM251 52H252V51L250 50L249 54H250ZM255 52H256V51H255ZM27 53H28V52H27ZM198 53H201V51L198 52ZM202 53H201V54H198V55L196 54V57H197V56L199 57V55H200V57H201V55H203ZM262 53H263V52H262ZM249 54H248V57L251 55V54H250V55H249ZM263 54H264V53H263ZM41 55H42V54H41ZM204 55H205V54H204ZM246 55H247V54H246ZM246 55H243V57H242V56L239 54L240 57H239L238 59H240V58L242 59V58H244V56H246ZM60 56H61V55H60ZM120 56H121V55H119V57H120ZM219 56H222V55H219ZM251 56H252V55H251ZM12 57H13V56H12ZM12 57H11V58H12ZM15 57H16V56H15ZM92 57H94V56H92ZM116 57H117V54H116ZM225 57H226V56H224V58H225ZM230 57H231V56H230ZM230 57H228V58H230ZM248 57H247V58H248ZM256 57H255V58H256ZM63 58H65V57H63ZM228 58H227V60H228ZM247 58H246V59H247ZM252 58H253V57H252ZM259 58H261V57L259 56ZM262 58H263V57H262ZM262 58H261V59H262ZM28 59H29V58H28ZM115 59H116V58H115ZM202 59H203V57H202ZM231 59H232V58H231ZM231 59H230V61H231ZM248 59H250V58H248ZM66 60H67V59H66ZM181 60L183 61V60H185V59H181ZM181 60H180V63L182 62ZM196 60H197V59H196ZM262 60H263V59H262ZM40 61H41V60H40ZM198 61H199V60H198ZM230 61H229V62H230ZM235 61H236V60H234V63H235ZM237 61H238V60H237ZM252 61H253V63H254V60H252ZM183 62H184V63H183ZM183 62H182L183 65L186 64L185 61H183ZM194 62H195V60H194ZM226 62H227V61H225V63H226ZM229 62H228V63H229ZM250 62H251V61H250ZM119 63H120V62H119ZM121 63H122V62H121ZM228 63H226V64H228ZM251 63H252V62H251ZM251 63H249V64H251ZM182 64H181V65H182ZM221 64H222V62H221ZM223 64H224V63H223ZM223 64H222V65H223ZM226 64H225V65H226ZM229 64H230V63H229ZM231 64H232V63H231ZM15 65H16V64H15ZM118 65H119V64H118ZM120 65L122 66L123 63L120 64ZM120 65H119V66H120ZM176 65H177V68H174L173 70L171 69V73L174 71V73H173L174 76L172 75V76H173V77L171 76L172 79H170V80L167 79V80H169V81H168V83H170L169 85H174V86L177 87L179 84H176V83L179 82V80H181V82H182V81H183V78H185V75H184L183 73H181V75L183 74L184 77L181 78V77H182L181 75H180L181 77L178 76V77H180L181 79H177V80H178L177 82H176V79H175V81H173V78H174V77L177 78V77H176V76H177V75H176V72H178V71L181 70V69H182V70H181L180 72H184L186 67H185V66H181V65H179V63L176 64ZM178 65H179L180 67H178ZM225 65H224V66H225ZM245 65H248V64H245ZM245 65H244V66H245ZM258 65H259V64H258ZM33 66H34V65H33ZM114 66H115V65H114ZM121 66H120V67H121ZM240 66H241V65H239L238 68H239ZM244 66H243V67H244ZM254 66H255V65H254ZM254 66H253V65L251 66V67H252V70L258 68V67H257V68H256V67L254 68ZM260 66H261V65H260ZM70 67L72 68V66H70ZM169 67H170V66H168V69L170 70ZM182 67H183V68H182ZM184 67H185V68H184ZM198 67H199V66H198ZM230 67H231V66H229L228 68H230ZM249 67H250V65H248V68H249ZM172 68H173V67H172ZM180 68H181V69H180ZM240 68H241V67H240ZM259 68H260V67H259ZM259 68H258V69H259ZM213 69H214V68H213ZM230 69H234V68H230ZM235 69H237V68H235ZM244 69H245V68H244ZM246 69H247V68H246ZM246 69H245V70H246ZM10 70H11V69H10ZM18 70H20V69H18ZM76 70H77V69H76ZM126 70H127V69H123L122 71H123V72H126ZM158 70H159V69H158ZM210 70H211V69H210ZM214 70L216 71V70H219V69L215 68ZM223 70H224V69H223ZM250 70H251V69H250ZM252 70H251V72L254 71L255 74L257 73L256 71H258V70H256V71H255V70L252 71ZM8 71H9V70H8ZM122 71H121V72H122ZM130 71H131V69H130ZM130 71H129V72H130ZM215 71H213V73H214ZM220 71H221V70H219V72H220ZM123 72H122V73H123ZM233 72H234V71H233ZM233 72H231V73H233ZM242 72H243V71H242ZM209 73H211V72H209ZM213 73H212V74H213ZM216 73H217V74H216ZM216 73L213 74V75H215V78L213 79L214 82H215L216 77L219 76V75H218V72H216ZM237 73H238V72H237ZM243 73H244V72H243ZM245 73H246V72H245ZM262 73H264V72H262ZM3 74H4V73H3ZM124 74H128V73H124ZM77 75H78V74H77ZM225 75H226V74H225ZM256 75H257V74H256ZM66 76H67V75H66ZM124 76H127V75H124ZM130 76H131V75H130ZM130 76H127V77H126V78H128V80H126V78H125V81H126V82H125V81H121V82H124V84H128V83H130V80H131V79H130ZM135 76H136V75H135ZM169 76H170V75H169ZM209 76L212 77L211 75H209ZM232 76H233V75H232ZM261 76H262V75H261ZM120 77H122L121 74H119V77L116 78V81H115V79H114V82L112 81V83H113L115 86H117V85H116V84L118 83L117 80L120 81V80H119V79H121ZM224 77H225V76H223V78H224ZM243 77H244V76H243ZM251 77H252V76H251ZM253 77H254V76H253ZM168 78H169V77H168ZM231 78H232V77H231ZM231 78H230V79H231ZM235 78H236V77H235ZM235 78H232V80L235 79ZM241 78H242V77H241ZM263 78H264V77H263ZM207 79H208V78H207ZM243 79H244V78H243ZM135 80H136V78H135ZM135 80H133V81H132L130 84H128V85H124L123 83H122V84H123V85H122V84L119 83V85L117 86V87H119L118 90H119V91H123L124 89L126 90V89H128V88H129V90H132L133 88H132L130 85L133 86V83H134ZM213 80H211V83H212ZM14 81H15V80H14ZM203 81H204V80H203ZM209 81H210V79H209ZM209 81H208V82H209ZM216 81H217V80H216ZM235 81H236V80H235ZM235 81H234V82H235ZM239 81H241V80H239ZM239 81H238V82H235V83H239ZM115 82H116V83H115ZM197 82H199V81H197ZM218 82H221V81L218 80ZM135 83H136V82H135ZM168 83H167V85H168ZM179 83H180V82H179ZM113 84H111V85L113 86ZM153 84H154V83H153ZM204 84H205V83H204ZM232 84H233V82H232ZM120 85L122 86V90H121V86H120ZM136 85H138V83H136ZM136 85H134V87H135ZM180 85H181V84H180ZM202 85H203V84H202ZM214 85H215V84H214ZM255 85H256V84H255ZM257 85L259 86V84H257ZM112 86H111V87H109V86L107 87V86H106V87H107L108 90H110V91L112 90V91H113L114 87H113V89H111ZM125 86H126V87H125ZM128 86H129V87H128ZM181 86H184V84L181 85ZM203 86H205V85H203ZM226 86H227V85H226ZM231 86H232V85H231ZM234 86H235V85H234ZM127 87H128V88H127ZM144 87H145V86H144ZM201 87H202V86H201ZM260 87H261V86H260ZM63 88H64V87H63ZM131 88H132V89H131ZM146 88H147V87H146ZM146 88H145V89H146ZM177 88H179V89L181 90V87H177ZM210 88H211V87H210ZM213 88H214V90H217V86H216V88H215V87H213ZM219 88H220V87H219ZM143 89H144V88L142 87V90H143ZM145 89H144V90H145ZM179 89H177V90H179ZM183 89H184V88H183ZM223 89H224V88H223ZM225 89H226V88H225ZM260 89H261V88H260ZM262 89H263V87H262ZM108 90H107V92H108ZM114 90H116V89H114ZM148 90H150V89H148ZM148 90H147V91H148ZM202 90H204V92L202 91L201 94L206 95V97L209 95L210 99L212 100V97H211L212 95L209 94V93H208V94L205 93V90H207V89H202ZM226 90H227V89H226ZM104 91H105V88H104ZM110 91H109V92H110ZM112 91H111V92H112ZM126 91H128V90H126ZM147 91H145V92L148 93ZM151 91H152V90H151ZM162 91H163V90H162ZM181 91H182V90H181ZM250 91H251V90H250ZM263 91H264V89H263ZM109 92H108V93H109ZM217 92H218V91H217ZM220 92H221V91H220ZM261 92H262V90H261ZM115 93H116V91L114 92V95H113L112 93H111V94H112L113 96H115V97H116V95H119L118 93H116V95H115ZM123 93H125V92L123 91ZM123 93L121 94V96L123 95ZM140 93H141V92H140ZM140 93H138V96H139ZM161 93H162V92H161ZM179 93H180V92H178V94H179ZM262 93H263V92H262ZM111 94H110V95H111ZM178 94H177V95H178ZM140 95H141V97H142L143 94L141 93ZM144 95H145V94H144ZM144 95H143V96H144ZM177 95L174 94V96H176V97H177ZM194 95H195V94H194ZM218 95L220 96V93H219V92H218ZM257 95H258V94H257ZM145 96H147V95H145ZM172 96H173V95H172ZM174 96H173V97H174ZM201 96H203V95H201ZM215 96H216V95H214L213 98H214ZM260 96H261V95H260ZM136 97H137V96H136ZM141 97H140V98H141ZM173 97H172V98H173ZM176 97H175V98H176ZM179 97H180V96H179ZM209 97H208V99H209ZM113 98H114V97H113ZM116 98H117V99H116ZM116 98H115V100H117V101L121 100V99H119L118 97H116ZM149 98H150V96H149ZM175 98H174V99H175ZM193 98H194V97H193ZM243 98H244V96H243ZM123 99H124V97L122 98V100H123ZM143 99H145V98H144V97L141 98V101H143V102H147L146 100L144 101ZM146 99H147L148 102H149L150 99H148L147 97H146ZM165 99H170V98H165ZM165 99H164V100H165ZM135 100H136V99H135ZM152 100H153V99H152ZM176 100H178V97H177ZM195 100H197V99H196V98H194V100L189 99V101H190V105H193L191 102H193V101L195 102ZM200 100L202 101V97L199 98L198 101H196V102L199 103ZM206 100H207V98H206ZM216 100H217V99H216ZM238 100L241 101V100H243V99L241 98V99H238ZM238 100H237V101H238ZM261 100H263V98H262ZM261 100H259V101H261ZM127 101H128V100H127ZM150 101H151V100H150ZM155 101H156V103L152 101V102L154 103V105H155V104H160V102L163 101V100L158 101L159 103L157 102V100H155ZM166 101H167V100H166ZM181 101H185V100L182 99ZM207 101H208V100H207ZM207 101H204L203 103H205V102H207ZM214 101H215V100H214ZM237 101H236L235 103L238 104V106H240V105H241V104H239L240 101H239V103H237ZM107 102H108V101H107ZM132 102H133V100L131 101V103H132ZM168 102H169V101L166 102V103L168 104V107L164 105V106L166 107V109L169 108L168 111L166 110L167 113L172 109L171 106H172V104H173V103L169 104ZM170 102H171V101H170ZM241 102H242V101H241ZM88 103H89V102H88ZM119 103H120V102H119ZM121 103H122V102H121ZM121 103H120V104H121ZM131 103H130V102H127V103L125 102V105L131 104ZM133 103H134V102H133ZM136 103H137V102H136ZM139 103H140V101H139ZM141 103H142V102H141ZM149 103H150V102H149ZM162 103H163V102H162ZM166 103H164V104H166ZM200 103H201V102H200ZM235 103H234V104H235ZM242 103H243V102H242ZM89 104H90V103H89ZM109 104H110V103H108V105H109ZM123 104H124V103H123ZM134 104H135V103H134ZM134 104H133V105H134ZM174 104H175V102H174ZM174 104H173V107H178V106H179V105L176 106V105H174ZM226 104H227V102H226ZM228 104H229V103H228ZM228 104H227V105H228ZM234 104H233V105H234ZM53 105H54V104H53ZM85 105H86V103H85ZM85 105H84V106H85ZM121 105H122V104H121ZM139 105H140L139 108H136V107H137V105H136V106H134V108L132 107V110H133V109L135 110V108H136L135 111H136L137 113L140 114L139 111H140L142 108L145 109V107L142 106L143 103H142V104H139ZM139 105H138V106H139ZM147 105H148V103H147ZM149 105H150V104H149ZM149 105L146 106V108H147V107H148V109H149V107L151 108V105H150V106H149ZM161 105H162V104H161ZM227 105H226V106H227ZM233 105H231V106H233ZM54 106H55V105H54ZM84 106H83V108H84ZM164 106H162V107H164ZM202 106H203V104L201 105V107H202ZM204 106H206V105H204ZM226 106H223L222 108L225 107V109L227 110L228 107H226ZM228 106H229V105H228ZM238 106H235V108H236V107L238 108ZM13 107H14V106H13ZM86 107H87V106H86ZM120 107H121V106H120ZM122 107H124V106H122ZM141 107H142V108H141ZM153 107H154V106H153ZM157 107H158V106H157ZM162 107H159V109H155V107H154V110H155L156 112L153 111V108H151V109H152V110H151V114L153 115V113H155V114L158 113V112H157L158 110H159V112H161V109H160V108H162ZM180 107H181V106H179V108H180ZM201 107H200V108L198 107L199 110H197V108H196L197 112H199L200 114L203 112V111L201 110ZM243 107H244V106H243ZM245 107H246V106H245ZM81 108H82V107H80L79 110H80ZM83 108H82V110H83ZM130 108H131V107H128V108H127V106H126V108H122V112L120 111V113H119V114H121V115H118V117H116V119H117V121H120V120H121L120 117H121L123 114L126 115L127 113H128L129 115H131V113H132L131 116H133V114H136V115H137V118L140 117V118H138L139 120L135 117V119H137V121L135 122V119H134V122H133V120H132V123H133L132 127H131V125H129V127H128V128L131 129L132 134L134 133V131H137L136 129H145V130L148 129V128L150 129V128H151V126H150L151 123L154 124V122H158V121L160 122V120H158V119H161V118L164 119V118H165L164 116L169 117L168 115H166L167 113H166L165 115H162V113H160L161 116H163V117H160V116H156V115H154V118L158 117V118L156 119V120H158V121L155 120L154 122H151V121L149 120V121H150V124H149V123L146 124V125H148L149 127L147 126V128H146V127L142 128V125L145 124V123H144V122H145V121H144V118H145V116H148V115H146V113H145V116L142 115V117H144V118H142L141 115L139 116L134 110H133V111H134L135 113H133L132 110H131V112L129 111L130 113H129V112L125 113V112L128 111ZM140 108H141V109H140ZM185 108H186V107H185ZM205 108H206V107H205ZM222 108H221V109H222ZM232 108H233V107H232ZM232 108H231V109H232ZM76 109H78V107H76ZM76 109H75V110H76ZM86 109L88 110L89 107L86 108ZM112 109L114 110V108H112ZM123 109H124V110L127 109V110L124 111ZM138 109H140V110H138ZM174 109H176V108H174ZM177 109H178V108H177ZM177 109H176V110H177ZM203 109H204V107H203ZM228 109H229V108H228ZM238 109H239V108H238ZM246 109H247V108H246ZM246 109H245V110H246ZM30 110H31V109H30ZM82 110H80V112H82ZM107 110H108V109H107ZM110 110H111V109H109V111H110ZM145 110H146V109H145ZM149 110H150V109H149ZM178 110H179V109H178ZM190 110L192 111V113H196V112H193L194 109H190ZM226 110H225V111H226ZM152 111H153V112H152ZM182 111H183V110H181L180 112L178 111V112H179V116H180V115H183V114H180V113H184V112H182ZM201 111H202V112H201ZM204 111H207V110L204 109ZM211 111H212V110H211ZM221 111H222V110H221ZM225 111H224V114H226ZM56 112H57V111H56ZM76 112H78V110H77ZM80 112L78 113V115L80 114ZM98 112H99V111H98ZM123 112H124V113H123ZM145 112H146V111H145ZM174 112H175V111H174ZM207 112H208V111H207ZM227 112H229V111H227ZM230 112H231V111H230ZM230 112H229V113H230ZM247 112H249V111L246 110L244 114H245L246 116H251V120H252L253 118H255V117H252V115H255L253 112H251V111H250L249 113H247ZM58 113H59V112H57V114H56V113H55V114L58 115ZM74 113H75V112H74ZM122 113H123V114H122ZM163 113H165V110H164V109H163ZM188 113H191V112L188 110ZM188 113H187V114H188ZM203 113H204V112H203ZM213 113H214V112H213ZM251 113H252V114H251ZM55 114H54V115H55ZM59 114H60V113H59ZM84 114H85V113H84ZM142 114H144V112H142ZM147 114H148V113H147ZM151 114H149L150 118H152ZM174 114H175V113H174ZM185 114H186V113H185ZM220 114H221V113H220ZM256 114H257V113H256ZM42 115H43V114H42ZM61 115L63 116L64 114H61ZM61 115H60V116H61ZM68 115H72V112H71L70 114H68ZM76 115H77V114H76ZM80 115H81V114H80ZM124 115H123V116H124ZM136 115H135V116H136ZM158 115H159V113H158ZM231 115H232V114H231ZM234 115H235V114H234ZM58 116H59V115H58ZM62 116L60 117V123H59V120L55 119V120H57V126L54 125L53 128L55 129V128L59 127V126L62 127V126L64 125V126H63V127H64V131H66L65 128H67V129L70 131V128H69V126H70L69 123H70V122L68 123V120H66L67 118L65 119V116L63 117V120H61ZM96 116H97V115H96ZM96 116H94V117H96ZM119 116H120V117H119ZM123 116H122V117H123ZM170 116H172V115L170 114ZM176 116H177V114H176ZM189 116H190V114H189ZM236 116H237V117H233V118H234V119H237V118H238V120H239V117H240V118L242 117L241 115H236ZM29 117H30V115H29ZM67 117H68V119H69L70 116H67ZM76 117H77V116H76ZM79 117H80V116H79ZM125 117H126V116H125ZM125 117H124V118H125ZM159 117H160V118H159ZM49 118H50V117H49ZM54 118H55V117H54ZM73 118H74V120L76 121L75 114H74ZM82 118H83V117H82ZM131 118H132V117H131ZM141 118L143 119V121H142ZM173 118H174V117H173ZM230 118H231V120L233 119L232 117H229V119H230ZM34 119H35V118H34ZM77 119H78V118H77ZM113 119H114V120H110V122H111V123H113V122L116 123L117 121L115 120V118H113ZM118 119H119V120H118ZM140 119H141V122H140V123H141V126H139V127L137 126V128H135L134 126L137 125V123L140 121ZM152 119H153V118H152ZM152 119H151V120H152ZM163 119H161V122H162V123H161V122H160V123H156V125L161 124V125H165V126H166L167 124H163V123H164V122H163ZM170 119H171V118H170ZM229 119H227V120H225V121L229 122V121H230ZM242 119H243V117H242L240 120H242ZM244 119H245V118H244ZM145 120H147V118H146ZM240 120H239V121H240ZM246 120H249V118L246 119ZM253 120H255V119H253ZM253 120H252V121H253ZM36 121H37V120H36ZM61 121H64V122H61ZM70 121L72 122L73 120L70 118ZM75 121H73V122L75 123V125L73 126V129H74V127H78V126H76V125H79V122H81L82 120H81V121L78 120L79 122H78V121L75 122ZM112 121H113V122H112ZM122 121H124V120H122ZM128 121H131V119L128 118ZM164 121H165V119H164ZM169 121H170V120H168L167 123H168ZM235 121H236V120H235ZM235 121L233 120L232 122H235ZM239 121H238L237 123H240ZM252 121L249 123V122H247V121L244 120V122L241 121V123H242V122H243V123H247V124H245V125H248V123H249L250 125L253 126V124H254V123L256 124L257 121H259V120H258V118H257V121H256V122H255V121L252 122ZM27 122H28V120H27ZM87 122H88V121H87ZM110 122H109V123H110ZM173 122H174V121H173ZM205 122H206V121H205ZM207 122H208V121H207ZM227 122H226V123H227ZM55 123H56V122H55ZM61 123H63V125H60ZM64 123H67L69 126L66 127V124H64ZM76 123H78V124H76ZM107 123H108V122H107ZM111 123H110V124H107V126L109 125L108 127H109V130H110L111 132H113V131H119V130L121 129V128H120V127H121L120 125H123V124H124V123H121V124H119V127H118V123H119V122H118V123H116L117 125H115L114 128H111V127H113V126H111ZM126 123H127V122L125 121V124H126ZM130 123H131V122H130ZM146 123H147V122H146ZM169 123H171V122H169ZM223 123H224V122H223ZM229 123H230V122H229ZM229 123H228V127H229L230 124H232V123H230V124H229ZM237 123H236V124H237ZM258 123H259V122H258ZM9 124H10V123H9ZM28 124H29V122H28ZM153 124H151V125H153ZM209 124H210V123H209ZM138 125H139V123H138ZM186 125L188 126V125H190V124H186ZM237 125H238V124H237ZM245 125H244V126H245ZM256 125H257V124H256ZM51 126H53V125H51ZM51 126H50V127H51ZM105 126H106V125H105ZM127 126H128V125H127ZM143 126H144V125H143ZM153 126H154V125H153ZM167 126H168V125H167ZM71 127H72V126H71ZM79 127H80V126H79ZM116 127H117L118 129H116ZM123 127H124V126H123ZM156 127H158V126H156ZM156 127H153V128L156 130V132H155V130H154V132L152 133V129H151V130H147V131L145 132V134L148 133V131H151V134H149L150 132L148 133L149 137H150V135L152 136V135H155L156 133L160 134V132H159V127H158L157 129H156ZM224 127L226 128L225 130H227V128H228L227 125L224 126ZM232 127H234V125H233ZM232 127L229 128V129H232ZM245 127H246V126H245ZM110 128H111L113 131H112ZM119 128H120V129H119ZM125 128H126V126H125ZM128 128H126V129H127V133H128V135H130V139H131L132 136H131V134H130ZM134 128H135V130H134ZM75 129H78V128H75ZM75 129L73 130L74 132H76ZM83 129H84V127H83ZM132 129H133L134 131H133ZM57 130H58V128H57ZM62 130H63V129H61V131H62ZM79 130H80V129H78L77 131H79ZM107 130H108V129H107ZM109 130H108V131H109ZM123 130H124V129H123ZM225 130L222 131V129H221V132H222V133H223V132L225 133ZM237 130H238V129H237ZM8 131H9V130H8ZM53 131H55V130H53ZM73 131H70V133H72ZM82 131H83V130H82ZM104 131H105V130H104ZM140 131H141V130H140ZM140 131H139V132H140ZM157 131H158V132H157ZM227 131H228V130H227ZM233 131H234V130H233ZM263 131H264V130H263ZM55 132H56V131H55ZM119 132H120V131H119ZM139 132L133 134V135H134L133 138H135L134 141H136V144H134V145H135V147H137V148L140 147V146H142V145H144V143H145L146 141H147V142L149 141L148 139H147V140L145 139L146 137L144 138V135H145V134L142 136V137L144 138V140L141 141V139H143V138H141V137H140V139H138V138H139L138 135L140 134ZM142 132H143V131H142ZM221 132H218V134H220ZM9 133H10V132H9ZM58 133H59V132H58ZM62 133H63V132H62ZM70 133L67 131V132H66V135H64V133L61 134V135L66 136V139H67L66 143L71 139V140H70L71 142H68V144L71 145V147L73 146L74 141H75V143H76V142L78 143V139L81 138V141H82V137L85 136V135L82 136V133H83V132H82V133L80 132L81 134L79 133L78 136H72V137H75V140H74V138H72V137H69L70 139H68V135H69V136L71 135ZM77 133H78V132H77ZM114 133H115V132H114ZM120 133H121V132H120ZM229 133H231V132H229ZM232 133H233V132H232ZM234 133H235V131H234ZM239 133H240V132H239ZM239 133H237V134H239ZM104 134L107 135L108 133L104 132ZM111 134H112V133H111ZM121 134H122V133H121ZM121 134H120V135H121ZM136 134H138V135H137L138 138L135 137ZM161 134H162V135H161L162 137H163V136L165 137V135H163V134H166V133H161ZM171 134H173V133H171ZM171 134H170V135H171ZM215 134H217V133H215ZM215 134H213V135H215ZM241 134H242V133H241ZM259 134H260V133H259ZM259 134H258V136H256L257 140L255 139V142L257 141L256 143H257L258 145H259V143H260V145H261V143H262L261 140H262V138L264 139V137H261V136H262L264 133H263V134H260L261 136H259ZM58 135H60V133H59ZM58 135H57V136H58ZM72 135H74V134H72ZM80 135H81V137H79ZM105 135H102V136H104L103 138H105V137H107L108 135H110V133H109L107 136H105ZM112 135H113V136H111V135H110V136L113 138L115 134H112ZM116 135H117V134H116ZM148 135H147V136H148ZM168 135H169V134H167V136H168ZM223 135H224V134H223ZM225 135H227V133H226ZM244 135H245V134H244ZM247 135H248V134H247ZM110 136H109V137H110ZM121 136H122V135H121ZM139 136H141V134H140ZM161 136H159V137H161ZM167 136H166V138H167ZM192 136H193V134H192ZM218 136H219V135H218ZM250 136H251V135H250ZM250 136L248 135L249 138H250ZM252 136H253V135H252ZM254 136H255V135H254ZM47 137H49V136H47ZM59 137H60V136H59ZM78 137H79V138H78ZM109 137H107V138H109ZM155 137H156V135H155ZM164 137H163V138H164ZM233 137H234V136H233ZM233 137H231V138H233ZM259 137H261L260 142L258 141ZM61 138H63V137H61ZM84 138H85V137H84ZM84 138H83V139H84ZM93 138H94V137H93ZM103 138L101 137V139H99V140L97 139V141L99 142V141L101 140V142H102V139H103ZM133 138H132V143L134 142V141H133ZM157 138H158V137H157ZM201 138H202V137H201ZM203 138H204V137H203ZM203 138H202V141H203V140H206V139H203ZM254 138H255V137H254ZM254 138H253V139H254ZM40 139H41V140H40ZM66 139H65V140H66ZM72 139H73V140H72ZM94 139H95V138H94ZM136 139H137V140H136ZM151 139H153V136L150 138V141H151ZM159 139H160V138H159ZM167 139H169V138H167ZM207 139H208V138H207ZM224 139H225V138H224ZM227 139H228V138H227ZM250 139H251V138H250ZM8 140H9V139H8ZM63 140H64V139H63ZM76 140H77V141H76ZM87 140H89V139L87 138ZM105 140H106V138H105ZM110 140H111V138H110ZM139 140L141 141V143H139ZM153 140H155V139H153ZM153 140L151 141L152 144H151V143H150V144H149V143H146V144L144 145V147H146V149L149 148V147H151V150H150V148H149V150H148V151H145V152L148 153L149 151L152 152V150H154V149H155V150L158 149L157 147H153V146L155 145L154 142H153ZM47 141H49V138H46V137H44V138H39V139L37 140V148L40 150V149L42 148L41 146H44V144L47 143ZM81 141H80V142H81ZM94 141H95V140H94ZM97 141H96V142H97ZM106 141H107V140H106ZM106 141L104 142V140H103L104 143H107ZM111 141H113L112 143L117 147V149H116V147H115V149L110 147V149H106V153H105V155H107V153H108L107 156H109V157H108L107 159H108L109 161H110V158H112V159H111L112 162H110V163H112V164H109V162H107V163H104V164L102 163L101 165H99V166H104L106 169L108 168V166H110L111 168H113L112 170H109L108 172L106 171V172L104 173V175L101 176V179H103L104 177H106V179H103V180H104V181L106 180L105 182H108V183H110L111 180H112V178H114L115 174L113 175V173H117L118 170H119V172H121L122 170L125 169L124 167H127V166H126V164H127V163H126V160H125V158L123 157V156L125 155V154H124L125 152H124V140H123V137H116V136H115V138H113ZM111 141H109V143H110ZM143 141H144V142H143ZM172 141H174V140H172ZM198 141H199V140H198ZM198 141H196V142H198ZM231 141H232V140H231ZM262 141H263V140H262ZM82 142H83V143H82ZM82 142H81V143H78V145H77V144H74V146L76 145L75 148L77 149V151H80V149H81V150H84V149H85L84 146L87 145V144L84 143L85 141H82ZM88 142L91 143L90 140H89ZM169 142H170V141H168V143H169ZM255 142H254V144H256ZM263 142H264V141H263ZM71 143H72V144H71ZM86 143H87V142H86ZM137 143H139L140 145H137ZM168 143H167V144H168ZM177 143H178V142H176V143H171L170 145L175 146V147H179V146H178L179 143H178V144H177ZM194 143H195V142H194ZM233 143H234V142H233ZM68 144H66V145H68ZM82 144H83V145H82ZM92 144H93V141H92ZM110 144H111V143H110ZM127 144H128V143H127ZM130 144H131V143H130ZM241 144H243V143H241ZM69 145L67 146V148L69 147ZM80 145H81V148L78 149V147H79ZM95 145H97V146H95ZM98 145H100V144H99V143H96V144H93V145H91V146L98 147ZM105 145H106V144H105ZM146 145H147V146H146ZM148 145H149V147H148ZM152 145H153V146H152ZM190 145L193 146V144H190ZM194 145H195V144H194ZM238 145H239V144H238ZM258 145H257V148L261 147L260 145H259V147H258ZM77 146H78V147H77ZM82 146H83V148H82ZM91 146L89 145L90 149H92ZM101 146H103V148H104V145H101ZM128 146H129V145H126V147H125L126 150H127V147H128ZM155 146H156V145H155ZM172 146H170V148H172ZM263 146H264V144H263ZM89 147L87 146L86 149H85V151L89 150ZM106 147H108V146H106ZM135 147L133 146L134 150H135V149L138 150V149L135 148ZM144 147H143V149L145 150ZM190 147H191V146H190ZM98 148H100V147H98ZM140 148H141V147H140ZM153 148H154V149H153ZM183 148H184V146H183ZM100 149H102V148H100ZM111 149H112V152H110ZM159 149H160V148H159ZM179 149H180V148H179ZM188 149H189V148H188ZM246 149H247V148H246ZM248 149H249V148H248ZM253 149H255V148H253ZM253 149L250 148L249 150H246V151H248V153H249V151H251V150L253 151ZM259 149H260V150H259ZM259 149H258V150H259V152H258L259 154H258L257 151L255 150L254 152H256V153H254V155H259V157H260V155H261V157H262V156L264 157V155H262V153L264 152V151L262 150V147L259 148ZM97 150H99V149H96V151H97ZM104 150H105V149H104ZM107 150H108V151H107ZM141 150H142V149H141ZM166 150H167V149H166ZM171 150H173V149H171ZM225 150H226V149H225ZM244 150H245V149H244ZM261 150H262V153L260 152ZM70 151H71V150H70ZM89 151L91 152V150H89ZM94 151H95V150H94V148H93V152H94ZM96 151H95V152H96ZM174 151H175V150H174ZM180 151H181V150H180ZM216 151H217V150H216ZM226 151L228 152V150H226ZM73 152L76 153V151H74V150H73ZM128 152H130V151H128ZM140 152H141V151H140ZM142 152H144V151H142ZM145 152H144V153H145ZM230 152H231V150H230ZM71 153H72V152H71ZM87 153H89V152H87ZM87 153H86V154H87ZM100 153H101V152H100ZM136 153H137V152H136ZM147 153H146V154H147ZM160 153H161V152H160ZM162 153H163L162 156H164V157H162V158H164L165 161H164L162 158H159V159L157 160V162H159V163H160V161H162V162L164 161L162 164L160 163L163 167L158 166V167H160V168H162V169H163V168L166 169V166H164V164H165V163H168V161L171 162L172 159H174L175 156H176V161H180V159H181V157H182L181 154H180L181 157L178 156V154H179L180 152H178V153H176L175 155H173V156H172L173 158L171 157L172 154H170V152H169L168 150H167V151H164V152H162ZM164 153H165V154H164ZM167 153H168V155H167ZM186 153H188V152H186ZM213 153H214V152H213ZM241 153H242V152H241ZM89 154H90V153H89ZM129 154H130V153H129ZM155 154H156V153H155ZM263 154H264V153H263ZM73 155H74V154H73ZM75 155H77V154H75ZM75 155H74V156H75ZM79 155H80V153H79ZM101 155H102V154H101ZM103 155H104V154H103ZM103 155H102V156H103ZM105 155H104V158H102V156H101V157L98 156V157H100V158H98V159L101 160L100 162H103V161H102L103 159H104V162H106L107 159H106V156H105ZM134 155H136V154H134L133 151H132V156H134ZM137 155H138L137 158L140 157V156H142V159H140L141 161H142V160L146 161L145 157H146L147 155H146V156H143V155H141V153H140V154H137ZM139 155H140V156H139ZM157 155H158V154H156L155 156H157ZM195 155H196V154L194 153V156H195ZM202 155H203V154H202ZM202 155H201V158H200V159H202V157H204V155H203V156H202ZM238 155H239V154H238ZM48 156H49V155H48ZM51 156H52V155H51ZM51 156H50V157H51ZM74 156H73V157H74ZM86 156H87V155H86ZM91 156L94 157L93 155H91ZM95 156L97 157V155H95ZM111 156H112V157H111ZM148 156H149V155H148ZM148 156H147V157H148ZM152 156H153V155H152ZM186 156H187V155H186ZM186 156H183L184 159H189L188 161H191V160H192V162H194V159H193L194 156H192V155H190V156L188 155L187 157H186ZM198 156H199V155H198ZM205 156H206V155H205ZM223 156H224V155H223ZM226 156H227V155H226ZM226 156H225V157H226ZM52 157H53V156H52ZM75 157L77 158V156H75ZM88 157H89V160H90V161L86 160V161H88V163H86V162H85V163L89 166V171H88V172L86 171V173L91 172V170L93 171L94 166H96V163H95V165H92V163L96 162V159L93 160L92 157H91V159H90V156H89V155H88ZM128 157H129V156H128ZM130 157H131V156H130ZM178 157H179V158H178ZM192 157H193V158H192ZM196 157H197V156H196ZM225 157H224V158H225ZM229 157H230V155H229ZM229 157H228V158L226 157V158H227V161H229ZM257 157H258V156H257ZM259 157H258V158H259ZM263 157H262V158H263ZM65 158H67V161H68V162L65 163V164H66V167H63V168L66 169V170H70L69 172H72V170L75 169V166H77V165H74L75 163L78 164L80 160L82 161V159L79 157L80 160H78V162L76 161L75 163H72L73 161H72L71 157L65 155ZM94 158H95V157H94ZM140 158H141V157H140ZM151 158H152V157H151ZM151 158H150V159H151ZM177 158H178V159H177ZM217 158H218V156H217ZM246 158H247V157H246ZM246 158H245V159H246ZM254 158H255V156H254ZM254 158H253V156L250 157V159H254ZM258 158H257V159H258ZM46 159H47V158H46ZM48 159H49V160H52V159H50L49 157H48ZM85 159H86V158H85ZM85 159H84V160H85ZM150 159H149V160H150ZM153 159H154V157H153ZM153 159H152V160H153ZM161 159H162V160H161ZM182 159H183V158H182ZM250 159H248V160L250 161ZM260 159H261V158H260ZM260 159H259V160H260ZM263 159H264V158H263ZM60 160H61V158H60ZM62 160L65 161V159H62ZM108 160H107V161H108ZM159 160H160V161H159ZM167 160H168V161H167ZM213 160H214V159H212V161H213ZM220 160H221V158H220ZM220 160H219V161H220ZM243 160H244V159H243ZM248 160H246V161H247L246 163H248L247 165H246V164H242V165H244V166L246 165L245 167H243V166L241 167V166H240L241 168H243L242 171H241L242 176H243V173H245V172L247 173V172L249 171V170H248V171L246 170V169H248L249 166H250V164H249L250 162H248ZM261 160H262V159H261ZM261 160H260L259 162H260V163H263ZM47 161H48V160H47ZM47 161H46V162H47ZM58 161H59V160H58ZM64 161H63L62 163H64ZM81 161H80V162H81ZM176 161L173 160L172 164L175 165L174 162H176ZM188 161H186V162L189 163ZM223 161H224V160H223ZM232 161L234 162L235 160H232ZM232 161H230V162H232ZM127 162L130 163L129 160H127ZM147 162H148V160H147L145 163H147ZM152 162H154V161H152ZM157 162H156V165H158ZM186 162H185V164H183L184 162H181L180 165L177 164V165H179V168L176 169V170H175V168H177L176 165H175V166H172L171 163H170V167H175L173 171H177V170L179 171V172H178L179 174H177V176H176L177 179H178L179 176L181 177L182 175H185V176L188 177V174H189L190 172L192 173L191 170H193V169L190 170V167H192V163L187 164ZM224 162H226V161H224ZM230 162H229V163H230ZM237 162H238V165H239V163H240L239 160L236 161V164H233V163H232V164L230 165V166H231V169H232L233 171L229 169V165L227 166L228 168H225L224 166H226V165L223 163V164H224V166H223V164L221 163L222 166H220V167H222V169H225L226 171L223 170L222 173H221V171H219L220 173H217L218 175H217V174H216V175L219 176V177H221L220 179H222V177H225L226 179H227L228 177L230 178L233 174H236V172H237V169H236V168L233 169V167H232L233 165H236V166H237ZM60 163H61V162H60ZM82 163H83V162H81V164H82ZM129 163H128V165H129ZM226 163H228V162H226ZM241 163H242V160H241ZM241 163H240V164H241ZM255 163H256V161H254L252 165H254ZM81 164L79 163V165H81ZM99 164H100V163H99ZM152 164H153V163H152ZM182 164H183V165H182ZM201 164H202V163H201ZM208 164H211V163H208ZM221 164H220V165H221ZM256 164H257V163H256ZM56 165H57V164H56ZM84 165H85V164H84ZM106 165H107V167H106ZM131 165H132V164L130 163V165L128 166L129 168H128V169H125V170H126V171L129 170V169L131 168ZM143 165H144V162H143ZM143 165H142V167H143ZM146 165H147V164H146ZM148 165H149V164H148ZM156 165L153 164L154 167H155ZM165 165H166V164H165ZM184 165H185V166H184ZM186 165H188V166H186ZM195 165L197 166V163H196ZM203 165H204V164H203ZM211 165H212V164H211ZM85 166H86V165H85ZM88 166H87V167H88ZM99 166L97 165V166L95 167V169H97V171H95V173L101 170V167H99ZM139 166H140V165H139ZM180 166H182V167L180 168ZM183 166H184V167H183ZM208 166H210V165H204V166H202L201 168L204 169V167H206V170H209L210 168L208 169V168H207ZM254 166H255V165H254ZM80 167H81V166H80ZM92 167H93V168H92ZM98 167H99V168H98ZM104 167H102V171H104V170H103V169H105ZM147 167H148V166H147ZM150 167H151V165H150ZM150 167H148L147 169L149 170ZM154 167L152 168V169H154L153 171H152L151 169H150V170H151L152 172H155V174H156L155 177H157V175L160 177V175H162V173L159 175V172H160L162 169L160 170V168H158V167H155V168H156V169H155ZM211 167H212V166H211ZM215 167H216V166H215ZM240 167H239V168H240ZM52 168H54V167H52ZM91 168H92V169H91ZM157 168H158V170H159L158 172H157ZM185 168H186V170H185ZM201 168H200V169H201ZM244 168H245V169H244ZM86 169H87V168L84 167V169H83V173H85L84 170H86ZM98 169H99V170H98ZM179 169H180V170H179ZM181 169H183V170H181ZM188 169H189V170H188ZM218 169H219V168H218ZM227 169H229L230 172L228 171V173H230V175H227ZM249 169H250V168H249ZM80 170L82 171V167L78 169V171H80ZM87 170H88V169H87ZM113 170H114V171H117V172H114ZM138 170H139V169H138ZM195 170H197V169H195ZM211 170L214 171V168H211ZM238 170H239V169H238ZM151 171H150V172H151ZM162 171H164V169H163ZM198 171H199V172H198ZM201 171H202V170H199V169L197 170L196 173H194V171H193L192 175H193V174L196 175L197 173H199V174L201 175V174H202ZM235 171H236V172H235ZM45 172H46V171H45ZM100 172H101V171H100ZM109 172H110V173H109ZM123 172H124V171H123ZM136 172H137V171H136ZM136 172H135V173H136ZM152 172L150 173L151 176H152ZM156 172H157L158 174H157ZM204 172H205V171H204ZM204 172H203V174L206 175V173H204ZM206 172H208V171H206ZM224 172H226V173H225L226 175L223 174ZM234 172H235V173H234ZM239 172H240V171H239ZM239 172H237V173H238V176L241 175V173H239ZM251 172H252V171H250V172H248V173L250 174ZM79 173H81V172H79ZM91 173H94V172H91ZM101 173H102V172H101ZM124 173H125V172H124ZM183 173H184V174H183ZM187 173H188V174H187ZM208 173H210V170H209ZM246 173H245V174H246ZM81 174H82V173H81ZM105 174H106V175H105ZM107 174H108V175H107ZM121 174H123V173H121ZM203 174H202V175H203ZM219 174H221V175H219ZM110 175H112V176H110ZM118 175H120V174H116V176H118ZM146 175H147V174H145V176H146ZM200 175L197 174L196 177H200ZM246 175H247V174H246ZM79 176H80V175H79ZM107 176H108V177H107ZM109 176H110L111 180H109ZM138 176H140V175H138ZM210 176H211V175H209V177H210ZM217 176H215V179H217ZM235 176H236V175H235ZM242 176H241V177H242ZM247 176H248V175H247ZM259 176H260V175H259ZM263 176H264V175H263ZM263 176H262V177H263ZM49 177H50V176H49ZM51 177H52V176H51ZM82 177H84V176L81 175V178H82ZM88 177H89V176H88ZM91 177H93V176H91ZM91 177H90V178H91ZM102 177H103V178H102ZM146 177H147V176H146ZM170 177H171V176H170ZM170 177H169V180H170V182L173 183V187H174V185H176L177 183H175L176 181H174V178H172L173 176H172L171 178H170ZM183 177H184V176H183ZM209 177H208V178H209ZM241 177H240V178H241ZM248 177H249V176H248ZM262 177H259L258 180H259L260 178H262ZM107 178H108V180H107ZM129 178H130V179H129L128 186L130 185V183L133 184L135 190H134L133 188H132V189H133L134 191H136V187L140 186L142 182L139 181V182H140V185L136 186V185L134 184V181H133L134 177H133V176H130ZM208 178H206L205 180H208ZM225 178H224V179H225ZM235 178H236V177H235ZM244 178H245V177H244ZM152 179H154V177H152ZM162 179H164V178H162ZM165 179H168V176L165 177ZM165 179H164V180H165ZM171 179H173V180L171 181ZM184 179H186V177H185ZM194 179H195V178H194ZM199 179H200V180L196 179V184H195V181H194V185H195V186H197V185L199 186V184H197V183H201V182H202V181H201L202 176H201V178H199ZM226 179H225V181L228 182V179H227V180H226ZM230 179H232V178H230ZM250 179H251V177H250ZM103 180H102V181H103ZM147 180H148V179H147ZM158 180H159V179H158ZM240 180H243V181L241 182ZM244 180H245V179H242V178L237 180V181L240 182V184H242V185H240V187L237 185V188L239 187V188L242 189V188L244 187V185H243V184H244ZM246 180H247V179H246ZM248 180H249V179H248ZM258 180H257L258 184H257L256 186L259 187V186H261V184H263V182L261 183V182H259ZM1 181H2V180H1ZM92 181H93V179H92ZM104 181H103V182H104ZM109 181H110V182H109ZM135 181H136V180H135ZM144 181H145V180H144ZM149 181H150V180H149ZM173 181H174V182H173ZM198 181H200V182H198ZM216 181H220V180H216ZM222 181H224V180L222 179V180H221V183H222ZM225 181H224L223 183H225ZM230 181H231V180H230ZM234 181H235V179H234ZM249 181H250V180H249ZM98 182H99V181H98ZM105 182H104L103 184H105ZM162 182H163V181H162ZM239 182H236V183L239 184ZM108 183H107V184H108ZM152 183H153V181H152ZM165 183H166V181H165ZM214 183H215V182H214ZM228 183H229V182H228ZM228 183H227V185H228ZM230 183L236 185V183H233L232 181H231ZM230 183H229V186L232 185V184H230ZM247 183H248V182H247ZM247 183L245 182V185H246ZM97 184H98V183H97ZM103 184H102V182H101V185H102V186H103ZM107 184H105V186H107ZM170 184H171V183H168L167 185H168L169 187H171L170 189H172L173 187H172V185H170ZM186 184H188V185H186ZM186 184H185V185H186V188H187V186H189V183H186ZM225 184H226V183H225ZM225 184H224V185H225ZM98 185H99V184H98ZM101 185H100V186H101ZM124 185H125L126 188L124 187L123 189H121V190H119V191L122 192V191H124V189H126L127 192H126V194H125V192H124V193H121V192H120V195H119V193H118L117 198L120 197V198H118L119 201H118V200L116 199V197H115V196L117 195L116 193H115L116 195H113L115 199H114V198H110V195H111V194H109L108 191H106L105 189L103 190L102 188H99L100 186L98 187V190H103V191H105V193H102L103 191H100V194H99V192H97V193H98V196H100L101 194H102V195H103V194H107V195L109 194V197L106 196V195H105V197H104V196H103V197L100 196L101 198H103L102 200H104V201L107 200L106 202L103 201L104 203H106V204L108 205V206L106 205V207H109V205H110V207H115V206L117 207V205H119L118 207H120L121 205H124L125 200H127L128 197H129V195H132V194H134V195H133L132 197H131V196H130V197L134 200V202H133V200H132L133 203L131 204V203H130V202H131V198L129 197L130 199H128V200L126 201V204H127L126 207L128 206V209H129V208H132V209H133V206H134V208L136 209V211H139V209H142V208H140V203H141V201H142L141 198L144 196V194H145L146 199H147V196H148L149 201H148V199L145 200V197H144V200H145V201H144V200H143L144 202L142 201V202H143L142 205H146L145 202H147V203L150 202V197H151L152 194H150V196H149L148 194L146 195V191H148V190H147V189H144L145 186H144V187L142 186V187H143L142 189L139 187V189H141L142 191H139V190L137 189V192H136V193H138V191H139V192H143L144 190H146V191H144V194L142 195V197H140V196H141V193L138 194V195H135V193H133V191H132V192H129L130 194H128V196H127L128 190H131V188H129V187H131V186L128 187V186H127V183L124 184ZM182 185L185 187L184 182H183ZM201 185H202V184H201ZM216 185H220V182H219V183H216ZM12 186H13V185H12ZM102 186H101V187H102ZM105 186H103V188H106ZM147 186H149V185H147ZM147 186H146V187H147ZM198 186H197V187H198ZM263 186H264V184L262 185V187H263ZM164 187H165V186H164ZM178 187H179V186H178ZM128 188H129V189H128ZM193 188H194V187H193ZM208 188L210 189L211 187H208ZM225 188H226V186H224V189H225ZM227 188H228V187H227ZM227 188H226V189H227ZM239 188H238V189H239ZM263 188H264V187H263ZM95 189H96V188H95ZM127 189H128V190H127ZM149 189H150V188H149ZM157 189H158V188H157ZM161 189H163L162 191H164L165 189H167V191H168V187H165V188H162V187H161ZM161 189H159L158 192H160V193H164L165 191H164V192H161V191H160ZM213 189H214V188H213ZM216 189H219V188H216ZM216 189H215V191H214L213 193H216V192H217ZM220 189H222V188H220ZM228 189H229V188H228ZM230 189H231V187H230ZM243 189H244V188H243ZM243 189H242V190H243ZM257 189H258V188H257ZM259 189H260V188H259ZM191 190H192V189H191ZM210 190H211V189H210ZM210 190H209V191H210ZM150 191H151V190H150ZM150 191H148V192L150 193ZM171 191L174 192L175 190H171ZM239 191H240V190H239ZM239 191H238V192H239ZM243 191H244V190H243ZM254 191H256V190H254ZM4 192H5V191H4ZM116 192H118V191H116ZM155 192H157V191L154 190V193H155ZM186 192H187V191H186ZM203 192H204V191H203ZM226 192H227V190H226ZM226 192H225V193H226ZM249 192H250V191H249ZM249 192H247V193L245 194V191H244V194H245V195L243 194V196H245V197H244V198H245V200H244L245 202L243 201V202H244L243 205L245 206V209H244V207L242 206V209H243L242 211H243V212L241 211V209H239V210H240V211H239L238 208H237V209L234 208V209H236L235 212L238 211L237 213H239V215H241L242 218H245V219L242 220V219L238 218L239 215L236 217V218H238V220H241V221H239V223L241 222V223H240L241 225H242V223H246V221H248V218H249V217H252V216H250V215L252 214L253 211H252V209H251V211H250V210H249L250 208H248L252 203H249V201L251 202V200H254V199L256 198V199H255L256 201H255V200H254V201H255V202H259L258 200L260 199V197L257 198V194H258L257 192H253V193H252V194H254V193L256 194V193H257V194H256V197H252V196H251V195H252V194H251L252 191H251L250 193H249ZM5 193H6V192H5ZM88 193H89V192H88ZM152 193H153V192H152ZM165 193H166V192H165ZM170 193H171V192H170ZM122 194H123V195L125 194V195L123 196ZM157 194H158V193H157ZM157 194H156V197H155V196H152L153 198L155 197V201H158L159 199H161L160 196H161L162 194H161V195H159V194L157 195ZM203 194H204V193H203ZM211 194H212V193H211ZM250 194H251V195H250ZM255 194H254L253 196H255ZM12 195H13V194H12ZM12 195H11V196H12ZM121 195H122L123 197H122ZM153 195H155V194H153ZM164 195H165V194H164ZM169 195H170V197L172 198V197L176 196V193L169 194ZM169 195H167V196L169 197ZM171 195H174V196H171ZM227 195H228V194H227ZM1 196H2V195H1ZM135 196H136V198L134 199ZM138 196L140 197V199L138 198ZM198 196H200V195H197V197H198ZM224 196H225V195H224ZM224 196H223V197H224ZM258 196H261V197H262V195H258ZM9 197H10V196H9ZM100 197H99V198H100ZM111 197H112V195H111ZM121 197H122L123 199H122ZM125 197H127V199H126ZM164 197H166V196H164ZM197 197H195V198L197 199ZM227 197H228V196H227ZM104 198H105V199H104ZM124 198H125V199H124ZM153 198H152V199H153ZM158 198H159V199H158ZM171 198H170V199H171ZM198 198H200V197H198ZM242 198H243V197H242ZM7 199H8V198H7ZM108 199H109V200H108ZM112 199H113L114 201H113ZM166 199H167V198H166ZM166 199H165V200H166ZM196 199L193 200V201H194V202H193L194 204H192V202H191L192 199H191L190 202H189V201L186 202V205L189 204V205H192V206H190V207H194V205H196V203H198V202H199L198 204L200 205V201H196ZM202 199H203V198H202ZM224 199H227V198L225 197ZM224 199H223V202H226L227 200H224ZM246 199H247V201H246ZM262 199L264 200V197H263ZM102 200H99V204H98L99 207H100V205H102V203H103V202H101ZM120 200H123L124 202H122V201H120ZM162 200H163V199L159 200L160 202H159V201H158V202H159V203H161V202L163 203L164 200H163V201H162ZM229 200H230V199H229ZM22 201H23V200H22ZM112 201H113V202H112ZM139 201H140V203H137V202H139ZM202 201H203V200H202ZM207 201H208V200H207ZM207 201H206V202H207ZM220 201H221L220 203H223L222 200H220ZM260 201H261V200H260ZM9 202H10V201H9ZM13 202H14V201H12V203H13ZM108 202H109V204H108ZM114 202H115L117 205H115ZM118 202H119V203H118ZM127 202H128V203H127ZM135 202H136L137 204H136ZM151 202L154 203V201H151ZM165 202H168V201H165ZM165 202H164V203H165ZM195 202H196V203H195ZM203 202H204V201H203ZM211 202L214 203V201H211ZM234 202H236V201H234ZM240 202H241V201H240ZM4 203H5V201H4ZM113 203H114V205L111 206V204H113ZM122 203H123V204H122ZM207 203H208V202H207ZM213 203H211V206H212ZM217 203H218V202L216 201L215 205H216ZM220 203L216 205V208H214L215 206L208 207V208L213 209L214 212H216V214L214 215L215 217L217 216V212H218V211L220 212L221 209L224 210V209L227 208V207L223 206L224 204L220 205ZM226 203L228 204V201H227ZM226 203H225V204H226ZM232 203H233V202H232ZM236 203H237V202H236ZM241 203H242V202H241ZM246 203L249 204V205H247V207H246ZM6 204H9V203H6ZM14 204H15V206H16V203H14ZM208 204H210V203H208ZM227 204H226V206H227ZM230 204H231V203H230ZM257 204H259V203H257ZM261 204H262V206H264V204H263L262 202H261ZM261 204H260L259 206H261ZM129 205H131V206H129ZM142 205H141V206H142ZM160 205H162V204H160ZM184 205H185V202H179V205H178L177 208H176V209H177V210H176L177 212H175V216H176V218H177V217H181L182 213H179V212L181 211L180 209H181ZM218 205L222 207V208H220V210H218V208H219ZM231 205H232V204H231ZM235 205H237V204H235ZM253 205H254V203L252 204V206H253ZM9 206H10V205H9ZM136 206H137V208H136ZM164 206H165V205H164ZM207 206H208V205H207ZM207 206H206V207H207ZM254 206H255V208H253V209H254V211L256 212V208H260V207H259L258 205H257V207H256V205H254ZM262 206H261L260 210L257 209V212H256V213H261V212L263 211V210L261 211V209L263 208ZM101 207H102V206H101ZM110 207H109L108 209H110ZM118 207H117L116 209H118V211H120V210H119L120 208H118ZM124 207H125V206H124ZM187 207H188V206H187ZM206 207H205V209H206ZM217 207H218V208H217ZM104 208H105V207H103V209H104ZM149 208H152V207H149ZM149 208H148V209H149ZM196 208H198V207H196ZM240 208H241V207H240ZM246 208H247V209H246ZM251 208H252V207H251ZM103 209H102V210H103ZM153 209H154V208H153ZM194 209H195V208H194ZM232 209H233V208H232ZM263 209H264V208H263ZM150 210H151V209H150ZM156 210H157V209H156ZM203 210H204V209H203ZM216 210H217V211H216ZM223 210H222V211H223ZM227 210H228V208H227ZM258 210H259V211H258ZM103 211H104V210H103ZM124 211H125V210L122 211V214H123ZM188 211H189V210H187V212H188ZM192 211H194V210L192 209L191 212H192ZM205 211H206V210H205ZM244 211H245V212H244ZM246 211H247V212H246ZM249 211H250V212H249ZM25 212H26V211H25ZM126 212H127V211H126ZM191 212H189L190 215H191ZM263 212H264V211H263ZM89 213H90V212H89ZM192 213H193V212H192ZM212 213H213V212H212ZM237 213H236V215H237ZM244 213H246V215H245ZM94 214H95V210H94ZM131 214H132V213H130V215H131ZM172 214H173V212H172ZM208 214L210 215L211 213L208 212L206 215H208ZM220 214H222V213H220ZM227 214H229V212H228ZM243 214H244L245 216H243ZM248 214H249V215H248ZM114 215H116V214H114ZM132 215H134V214H132ZM142 215H143V214L141 213L140 216H142ZM166 215H167V214H166ZM166 215H165V216H166ZM206 215L204 214L203 217H205ZM211 215H212V214H211ZM252 215H253V214H252ZM254 215H255V213H254ZM29 216H30V215H29ZM57 216H58V215H57ZM143 216H144V215H143ZM172 216H174V215H172ZM212 216H213V215H212ZM212 216H211V218H213ZM90 217H93V215L90 214ZM111 217H113V214H112ZM116 217L118 218L117 215H116L114 218L116 219ZM144 217L146 218L147 216L145 215ZM163 217H164V216H163ZM163 217H162V219H163ZM167 217H168V216H167ZM206 217L208 218L209 216H206ZM215 217H214V219H215ZM247 217H248V218H247ZM19 218H20V217H19ZM141 218H142V217H141ZM149 218H150V216H149ZM186 218H187V217H186ZM211 218L209 217L210 220H211ZM118 219H119V218H118ZM118 219H116L117 222L119 221ZM138 219H139V218H138ZM146 219H147V218H146ZM146 219H143V218H142V220H144V221H145ZM190 219H191V217H190ZM190 219H189L188 221H190ZM202 219H203V218H202ZM140 220H141V219H139V220H137V221L140 222ZM163 220H164V219H163ZM165 220H166V219H165ZM203 220H204V219H203ZM220 220H223V219L219 218V220H217L218 222H217L216 220L214 221V222H217V223H214L215 226H216L215 229H217L218 226L222 224V221H221L220 224H218V223L220 222ZM244 220H245V221H244ZM134 221H135V220H133V222H134ZM188 221H186V224H184V225H188V224H189V223L187 224ZM242 221H243V222H242ZM117 222H116V223H117ZM124 222H127V221H125V220H124L123 222L121 221L122 224L118 222V225H121V227H122V225H123ZM128 222H129V221H128ZM135 222H136V221H135ZM138 222L134 223L133 225H136ZM146 222H147V221H146ZM157 222L159 223V221H157ZM161 222H162V221H161ZM174 222H175V221H174ZM191 222H192V221H191ZM200 222H202V220H201V221L199 220V223L195 222V224L197 223V224H199V225L192 224L193 222L190 223V225L195 226V227H196V226H201V227H203L204 225H203V226L200 225V224H203V223H200ZM204 222H206V221H204ZM224 222H225V221H224ZM253 222L255 223L256 221L254 220ZM27 223H28V222H27ZM102 223H103V222H102ZM104 223H105V222H104ZM104 223H103V224H104ZM171 223L173 224V222H171ZM239 223L237 222V225L240 226ZM248 223H249V222H248ZM256 223H257V222H256ZM28 224H29V223H28ZM103 224H102V225H103ZM108 224H109V223H108ZM111 224H112V223H111ZM124 224H125V223H124ZM234 224H235V223H234ZM246 224H247V223H246ZM118 225H117V226H118ZM158 225H159V224H158ZM211 225H212V224H211ZM249 225H255V224L250 223ZM262 225H264V224H262ZM25 226H26V225H25ZM27 226H28V225H27ZM96 226H97V224H96ZM109 226H110V225H109ZM109 226H108V227H109ZM117 226H116V225H113L112 227H109V228H113V227H114L113 229H115V227H117ZM126 226H127V224H126ZM163 226H164V224H163L161 227H163ZM192 226H191V227H192ZM255 226H256V225H255ZM259 226H260V229H258ZM259 226H257V228H256L257 232H256V231L253 232L252 230H255V229H252V230H251V228H249V227H248L249 230H248L247 232H250V233L254 234V233H258V232L261 230L260 232L262 233V232H263V228L261 227V225H259ZM28 227H29V226H28ZM97 227L99 228L100 225L97 226ZM121 227H120V226L117 227L115 230H113V232L115 231L116 234H118V232L121 231V232H119V233L123 234L124 230H122ZM127 227H128V226H127ZM155 227H156V226H155ZM178 227H182V224H181V226H180V224L178 223ZM178 227H177V228H178ZM189 227H190V226H189ZM189 227H188V228H189ZM205 227H207V226H205ZM205 227H204V228H205ZM208 227H209V226H208ZM211 227H212V226H211ZM221 227H222V226H221ZM25 228H27V227H25ZM44 228H45V226H44ZM106 228H107V227H105V231L108 232L107 230H109V228H107V229H106ZM119 228H120L121 230H120ZM185 228H186V227H185ZM185 228H184V229H185ZM196 228H199V227H196ZM242 228H244V227H242ZM252 228H253V227H252ZM261 228H262V229H261ZM23 229H24V228H23ZM28 229H29V228H28ZM54 229H55V228H54ZM54 229H53V230H54ZM58 229H59V228H58ZM118 229H119V231H118ZM123 229H125V228H123ZM126 229H127V228H126ZM192 229H193V228H192ZM210 229H211V228H209V229H206V228H205L204 230H203V229H202V230H203L204 234H205V230H207L208 232L210 231L209 233H212L211 231H213L214 229H212V230H210ZM218 229H219V228H218ZM6 230H7V229H6ZM53 230H52V231H53ZM59 230H60V229H59ZM158 230H159V229H158ZM163 230L166 231L165 228H164ZM182 230H183V229H182ZM238 230H239V229H238ZM238 230H237V232H238ZM242 230H243V229H242ZM250 230H251L252 232H251ZM97 231H98V230H97ZM97 231H96V232H97ZM105 231H104V232H105ZM109 231H110V230H109ZM122 231H123V232H122ZM128 231H129V230H128ZM187 231H189V232H187ZM187 231H186V232L184 231V232H185L186 234H187V233H191L190 230H187ZM214 231H215V230H214ZM217 231H218V230H217ZM6 232H7V231H6ZM6 232H4V233H6ZM67 232H68V231H67ZM154 232H155V231H154ZM208 232H207V233H208ZM245 232H246V231H245ZM245 232H244V233H245ZM260 232H259V233H260ZM109 233H111L112 235H114L111 231H110ZM109 233H108V234H107V233H104V235H102V236L104 237V236H106V234H107V235H108V236H106V237H108L107 239H109V238L111 239L112 235L109 234ZM127 233H128V232H127ZM127 233H126V234H127ZM147 233H149V232H147ZM151 233H152V232H151ZM155 233H156V232H155ZM182 233H183V232H182ZM197 233H198V232H197ZM209 233H208V234H209ZM226 233H227V232H226ZM226 233H225V234H226ZM244 233H243V231H242L241 234H243L245 237H248V239H249L250 236L252 235V234H250V233H248V234H247V233L244 234ZM42 234H43V233H42ZM116 234H115V236L118 237V235H116ZM142 234H144V233H142ZM186 234H185V237H187ZM241 234H240V236H239V241H240V239H242V238H243V240H245V239H244L245 237H241ZM37 235H38V233H37ZM45 235H46V234H45ZM47 235H48V232H47ZM93 235H94V234H93ZM123 235H125V234H123ZM188 235H190V234H188ZM256 235H257V234H256ZM262 235H264V232L262 233ZM38 236H39V235H38ZM42 236H43V235H42ZM42 236L40 235V237H42ZM49 236L51 237V235H48V237H49ZM56 236H57V235H56ZM110 236H111V237H110ZM126 236H127V235H126ZM141 236L143 237V239H145L146 236H148L147 238L150 237L149 240H148V242H147V241H143V242H147V243H149V244H148L149 246H152L153 244L155 245V243H156V242H155L156 237L153 236V237H155V238L153 239L152 234H150V236H149L148 234H146L145 237H144L143 235H141ZM141 236H140V237H141ZM44 237H45V236H44ZM46 237H47V236H46ZM46 237H45V238H46ZM99 237H100V236H99ZM120 237H121V238H120ZM170 237H171V236H170ZM180 237H181V236H180ZM185 237H181V238L185 239ZM204 237H205V236H204ZM204 237H203V238L201 237V239H204ZM231 237H232V236H231ZM51 238H52V237H51ZM56 238H57V237H56ZM56 238H55V239H56ZM125 238L129 239L128 237H125ZM133 238H134V237H133ZM151 238H152V239H151ZM167 238H168V237H167ZM229 238H230V237H229ZM41 239H42V238H41ZM110 239L104 241V243H101V245H100V246H101V250L104 251V253H103L104 256H107V255L112 256V253H114L115 250L118 252V254H119L120 252L122 253V251H119V250H121V246H119L118 244H119V241L123 243V241H122V240H124L123 237L120 235L119 238H117L118 241H117V240L113 241V242H116V241H117L118 244H117V242H116V243H112V244L110 243V246L112 247V249H110V248H111L110 246L107 247L108 245H106L109 241L111 242ZM112 239H113V237H112ZM120 239H122V240H120ZM162 239H163V238H162ZM171 239L173 240V238H170L169 240H171ZM230 239H231V238H230ZM13 240H14V239H13ZM43 240H44V239H43ZM47 240H48V239H47ZM104 240H105V237H104ZM131 240H132V239H131ZM160 240H161V239H160ZM160 240H159V241H160ZM164 240H165V239H163L162 244L164 243ZM194 240H195V239H194ZM137 241H139V240H136L135 243H139V242H137ZM153 241H154V242H153ZM195 241H196V240H195ZM235 241H238V240L236 239ZM239 241H238V243H239V245H240L241 242H239ZM39 242H40V240H39ZM105 242H107V243H105ZM133 242H134V241H133ZM143 242H142V244H140V245H142V246L140 247V249L142 248V250H144V247H145V249H146V248H147L146 246H148L147 243H144V244H143ZM160 242H161V241H160ZM173 242H174V241H173ZM243 242H244V241H243ZM27 243H28V242H27ZM125 243H126V244H123V245L126 246V248L129 247V248H128V253H129V252H130V251H129V250H130V244H132V243L127 242V240L125 241ZM128 243H129V244H128ZM150 243H151V244H150ZM108 244H109V243H108ZM116 244L119 246V249H118V247H117ZM133 244H134V243H133ZM145 244H146V245H145ZM175 244H176V242H175ZM31 245H32V244H31ZM105 245H106V246H105ZM120 245H121V243H120ZM143 245H144V246H143ZM187 245H188V244H187ZM242 245H243V243H241V246H240V247H242ZM26 246H27V245H26ZM115 246H116V247H115ZM124 246H123V247H124ZM43 247H44V246H43ZM152 247H154V246H152ZM167 247H168V246H167ZM178 247H179V246H178ZM196 247H197V246H195V248H196ZM233 247H234V246H233ZM243 247H247V246L244 245ZM0 248H1V247H0ZM28 248H29V247H28ZM63 248H64V247H63ZM190 248H192V247H190ZM195 248H194V249H195ZM204 248H205V247H204ZM204 248H203V249H204ZM249 248H250V247H249ZM258 248H259V247H258ZM1 249H2V248H1ZM123 249H124V248H123ZM159 249H160V247H159ZM234 249H235V248H234ZM240 249H241V248H240ZM240 249H238V250L240 251ZM243 249H244V248H243ZM247 249H248V248H247ZM251 249H252V248H251ZM33 250H34V249H33ZM42 250H43V249H42ZM101 250H98V251L100 252ZM112 250H113V251H112ZM179 250H180V249H179ZM192 250H193V249H192ZM195 250H196V251H193V252H196L195 254L199 253V250H198V249H195ZM206 250H207V249H206ZM210 250H211V249H210ZM217 250H219V249H217ZM226 250H227V249H226ZM259 250H261V249H259ZM103 251H101V252H103ZM109 251H111V252H109ZM124 251H126V252H123V253H127V250L124 249ZM158 251H159V250H158ZM202 251H203V250H201V252H202ZM204 251H205V250H204ZM204 251L202 252V255H204V256H201V255H200L201 257H203L202 259H204V257L206 256V254H205ZM212 251H213V250H212ZM212 251H211V252H212ZM227 251H228V250H227ZM232 251H233V250H232ZM243 251H244V250H243ZM247 251H249V250H247ZM108 252H109V253H108ZM165 252H168V251H165ZM207 252H208V251H207ZM219 252H220V250H219ZM260 252H261V251L257 252V253H259V256H260ZM74 253H75V252H74ZM121 253H120V254H121ZM130 253H131V252H130ZM130 253H129V255H127V256L130 257V256H131ZM132 253L134 254L133 251H132ZM170 253H171V252H170ZM242 253H244V252H242ZM251 253H252V252H251ZM257 253L255 252V254H257ZM110 254H111V255H110ZM120 254H119V255H120ZM172 254H174V253H172ZM177 254H179V253H177ZM191 254H192V253H191ZM240 254H241V253H240ZM247 254H250V253H247ZM121 255H122V254H121ZM123 255H124V254H123ZM135 255H136V253H135ZM168 255H169V254H168ZM208 255H209V254H208ZM232 255H233V254H232ZM232 255H231V256H232ZM250 255H251V254H250ZM61 256H62V255H61ZM132 256L134 257L133 259H135V258L137 259V258H138V257H137L138 255H136V257H135L134 255H132ZM172 256H173V255H172ZM172 256H169V257H172ZM180 256H182V255H180ZM180 256H179V257H180ZM187 256H188V254H187ZM187 256H186V257H187ZM190 256L193 257V258L191 257V260H194V259H196V256H197V255H196V256H193V254H192V255H190ZM190 256H189V257H190ZM222 256H223V255H221V257H222ZM251 256H252V255H251ZM251 256H250V257H251ZM263 256H264V255H263ZM77 257H78V256H77ZM123 257H125V258L127 259L126 255L123 256ZM157 257H158V256H157ZM182 257H183V256H182ZM198 257H199V256H198ZM223 257H224V256H223ZM233 257H234V256H233ZM261 257H262V256H261ZM74 258H75V257H74ZM155 258H156V257H155ZM206 258H207V257H206ZM214 258H215V257H214ZM225 258H226V257H225ZM225 258H224V259H225ZM228 258H230V257H228ZM240 258H241V257H240ZM248 258H249V257H248ZM115 259H116V258H115ZM123 259H124V258H123ZM126 259H125V260H126ZM131 259H132V257H130V260H131ZM152 259H153V257H152ZM170 259H172V258H170ZM170 259H169V260H170ZM174 259H175V260H174ZM179 259H180V258H179ZM186 259H187V258H186ZM208 259H210V258H208ZM215 259H216V258H215ZM249 259H251V258H249ZM121 260H122V259H121ZM125 260H123V262H122V261H121V262H122L123 264H125V262H127V260H129V258H128L126 261H125ZM130 260H129V261H130ZM142 260H143V259H142ZM173 260H174L175 264H179V263H178L179 261L177 262V261H176V258H173ZM191 260H190V261H191ZM197 260H198V259H197ZM211 260H212V259H211ZM211 260H210V261H211ZM226 260H227V259H226ZM242 260H243V259H242ZM242 260H240V261H242ZM246 260H247V259H246ZM135 261H136V260H135ZM137 261H138V259H137ZM147 261H148V258H147ZM149 261H150V260H149ZM155 261H156V260H155ZM163 261H165V260H163ZM180 261L182 262L183 260L180 259ZM205 261H206V260H205ZM217 261H218V260H217ZM223 261H224V260H223ZM230 261L232 262V260H230ZM75 262H76V261H75ZM150 262H151V261H150ZM150 262H149V263H150ZM166 262H167V263L170 262V264H172V263H171V260H170L169 262H168V260H166L165 263H166ZM184 262H186V261H184ZM207 262H208V261H207ZM212 262H213V261H211V263H212ZM244 262H245V261H244ZM251 262H252V261H251ZM122 263H121V264H122ZM145 263H146V262H145ZM153 263H155V262L153 261ZM208 263H210V262H208ZM232 263H233V262H232ZM239 263H240V262H239ZM108 264H109V263H108ZM113 264H114V263H113ZM181 264H182V263H181ZM200 264H201V263H200ZM222 264H224V263H222Z\"/></svg>",
  "mask_w": 264,
  "mask_h": 264
}]
</instances>
